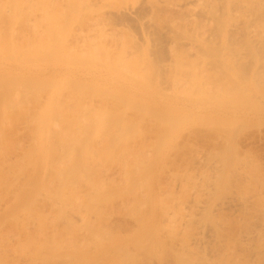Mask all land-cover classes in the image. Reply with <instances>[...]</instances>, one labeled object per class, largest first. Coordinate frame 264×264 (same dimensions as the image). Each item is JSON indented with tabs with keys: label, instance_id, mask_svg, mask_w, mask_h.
<instances>
[{
	"label": "bare ground",
	"instance_id": "6f19581e",
	"mask_svg": "<svg viewBox=\"0 0 264 264\" xmlns=\"http://www.w3.org/2000/svg\"><path fill=\"white\" fill-rule=\"evenodd\" d=\"M39 1H41V0H39ZM39 1L31 0V3L33 2L32 3L33 5H36V3H38L37 5L39 6L43 3V2L40 3ZM45 1L47 3V0H45ZM45 1H44V3H45ZM34 2H35V4H34ZM53 2H54V0H52V2H49V0H48V4L45 5L46 4L45 3L44 4L45 6L43 4H42V6H44V8L48 7V5H50ZM58 2L59 3H56L58 5H56L55 7L58 6V8L61 9L62 14L60 12V9L58 11L60 12L61 16L64 15L63 17H61V19L63 18L65 20L64 22H66L64 25L68 24L69 26L68 25H66V26H68L69 28L72 26L71 30L70 31L68 30L69 33L67 32L69 37L67 38L66 41L69 42V45H70V46L68 45V47L74 46L75 49H73V50H75V52H76L75 53L73 51V54L75 53L76 61L74 60V58H72L73 62L75 61V67L71 71H67V70H61V71L58 70V71L61 72L60 73L61 79L67 83H70V84H68V85H70V87L73 86L72 90H75V91H72V92L77 93L79 98L78 99L76 98V99L79 102V104L81 105V107L87 106L85 111L83 110V108L78 107L80 105H76V104L73 105L72 104L73 108H75L77 106V108H79V109L81 108V110H83L84 113L87 111L85 113V114H87L88 112H92V110H94V109H100L101 110V108H103V112H104V111H106L104 108H107V106L112 107V105L116 106V104H119V103L120 104L122 103V105H124L123 103H125V104L128 103V104L136 106L134 109L135 110L134 113H137L136 112L137 108L141 109V112H143L142 110L145 109V110H147V112L153 113L155 111V107H157L156 108L157 110L161 109V108L162 109L163 108L164 109H175L178 111L179 110H190V111L196 112L197 114L203 115V117L209 118L206 121H203V119L202 120L201 119H195L196 121L195 120L194 121L196 123L192 121L195 124H192L190 122L191 125L189 124L187 126L191 127L192 129H187L186 131H184L183 134L186 132L185 133L186 135L185 136L182 135V137H180L181 138L180 141L177 140V138L181 135L179 133V129L183 125H177V123L174 122L173 123L174 125L172 126V125L167 124L168 121L165 122V120H164L166 125L167 126L169 125V127L172 126L173 129L169 133H165L167 130L163 133L159 132V134H161L160 139L157 140V141H159V144L157 142H155L154 145H155L156 149H157L156 143L158 145L161 144L160 147L157 150L155 149L154 146L152 147L154 149H149L152 151L155 150V152L153 154H151L152 153L151 151L144 153L145 155H146V153L147 154L149 153L150 156L146 155L145 157L149 156L148 158H150L152 161L149 163H146L144 161V164L145 163L148 164L146 166L147 168L144 166L146 169H144V171H142L141 173H139L137 175V179H138V176L141 174V177H143V180L147 179L149 182H148V185L142 184L143 185L142 188H144V186H146V188H144L142 190L140 189L139 186H137V187H139V188L136 187L139 192L137 191L135 193L133 191L136 188H134V189L132 188L133 193L130 192L132 185L136 182V179L133 176L134 174L133 175L131 174V171H133L131 168H132V165H134L135 167L133 166L134 167L133 169L136 168V169H139V171H141L142 168H140V167H141V162H143V160H141V158L139 159V156L142 154L139 155V153H138L139 156H137V154H135V155H133V157H132V155H129L130 154L129 152H131V154H133L132 151H133L134 147H133V149H131V148H129L130 145L128 146L129 150L126 149V151H129L128 152L129 154H127V155L131 156L130 158L132 160L133 159L134 160L132 161L131 159H128V161L129 160L132 161V163H129V165L127 164L129 169H127V167H124V168H126L125 169L126 170L125 171L126 176L124 178L125 179L124 182H125V185H127V187L125 189H127L128 193H124V195L125 194L126 195H125L124 200L122 202L123 207H124L123 217L125 216L124 220L126 218L132 220L134 223L133 224L134 226L132 225L131 227L127 228L126 231H123L126 233H125V236L122 238L121 241H117V243L109 244L107 241L109 239L110 234H112V232H114L116 230V229L114 230V228H113L116 225L111 223L112 221L110 222L111 224L109 222H108L109 224L107 223L109 218L106 221V218H104V215L108 212V210H106L107 212L105 214H103L101 211L104 212L105 210H102V205L98 203V201H100V200H97L98 198L93 199V197H92L93 200H90L91 203H89V208L91 210L89 212L95 213L94 214L95 216H100L99 214H103V217H102V215L99 217L100 219H102L100 221V224H96L98 222H94V221L93 222H91L89 220L85 221V219L82 216L81 217L84 220V222H86L88 224V228H85L86 223H85V227H84L85 230L88 229L90 231L89 232L88 230H86L87 233L95 235L96 237L98 236L99 242H97V238L95 237L96 240L94 239V242L95 241L96 242L95 243L92 242V244L93 245L94 244L99 245L100 247L105 246L102 249L98 246L95 247V245H94V248H96V249L98 248V250H100L99 251L100 253H106L110 250L114 251V250H116V248L117 249L119 248L116 251L118 253L116 264H264V160L261 159V157H260V155H258V153L253 152V150L250 151V148L249 149L247 148L245 150L242 148L243 149L242 150L239 147V142H238V141H240L238 139L242 138L241 134H242L243 130L246 129L245 130L246 132L252 131L253 130L252 128H254V127L257 128V130L254 128L256 131L253 132L254 134L251 133L252 135H250V138H254L255 134H257L256 137H258L259 140H260V138L262 139L264 137V130L262 131V129H260V128H262L260 126H262V125L264 126V0H59ZM29 3H30V0H0V14H2L1 17L5 13H6L5 14L6 19L8 17V15H7L8 13H9V15H10V13H12L11 14L12 16H14L13 14H15V13L18 14L19 16L28 14L29 11L32 10V8H33V7H31V5ZM37 5L35 6L37 9V12L42 10L41 15H43L42 14L43 7L41 6L42 9H40V6L38 8ZM52 6H53V4H52ZM36 9H34L33 12H35ZM45 9H44V13L47 10V9L46 10ZM48 9L49 10L47 13H50L51 8H48ZM51 12L53 14H55L54 13L55 11L54 12L51 11ZM30 14H32V13L30 12ZM41 15H39V16H41ZM19 16H18V18H19ZM36 16H38V15H36ZM29 17H30V15H29ZM34 17H35V15H34ZM50 17H49L50 20L47 18L48 22H50L52 19ZM15 18L17 21L15 20ZM15 18H13L11 16L8 17L9 22H10V19H12V20L14 19L13 20L14 24H12L13 23L12 21H11L12 23H10V24H12L10 26L13 27V29H11V27L9 25H7L8 23L6 20L3 21V22L6 21V25L9 26L10 29L12 30L11 32L14 31V28L16 26L15 25L16 22H17V25H19V24L21 25L23 21L29 22L28 20H30L32 17L29 18L27 21H25V19H24L25 17L23 18V16L21 17V18H23V21L21 20V18L20 19H17V17H15ZM26 18H28V16H26ZM33 19H31L30 21H32ZM43 19L45 20L44 17H43ZM55 19H57V17ZM19 20H20V23L18 22ZM41 21H43V20H40V23H41ZM0 23L4 24V23H2V21H0ZM38 23H39V21H38ZM52 23H53V21H52ZM54 23H55V21H54ZM54 23H53V25H54ZM34 24H36V23H33V25ZM23 25H25V23L22 24L20 27L22 28ZM28 25L31 26L32 24L30 22L28 24H26V27L30 28V26H28ZM64 25H62V26H64ZM4 26L2 27V32H4V30H3ZM34 26H33L34 33H35V35H37L36 34L37 32H35ZM39 26H40V28H42V25L35 26L36 31L39 28ZM66 26H65V29H66ZM20 27H19V29H21ZM26 27L24 29H26ZM57 27H59V26H57ZM44 28H45V26H44ZM31 29H29V30H31ZM65 29H63V30H65ZM107 29H109V33H108L109 35L106 32ZM17 30L15 29V31H17ZM15 31L13 33H10V34L12 36L14 34H15L14 36H17ZM26 31H28V30L26 29ZM39 31H44L43 34L45 33V30H43V28H42V30L40 29ZM58 31H59V29H58ZM7 32L8 33L5 35L9 34L8 27H7ZM18 32H20V31H18ZM21 32H22V30H21ZM23 33H25V32H23ZM39 34L41 36L43 35L42 33H38V35ZM11 35H8V36H10V39H11L10 42H12V40H13ZM29 35H30V32H29ZM29 35H27V36H29ZM31 35L33 36V31H31ZM35 35H34V37H35ZM56 35H57V33H56ZM105 35H107V37L110 36V38L105 37ZM41 36H39V37L41 38ZM46 36H48V35H46ZM60 36H63V35H60ZM60 36H58V38L61 39ZM17 37H19V36H17ZM17 37L14 39L15 42L17 40ZM65 37H67V35L62 37V40H61L62 43H64ZM30 38H31V40H34V38L32 39V37H30ZM47 38L48 37H46L45 39H47ZM51 38H53V37H51ZM5 39H7V38H5ZM19 39L20 38H18V40ZM25 39H26V35H25ZM18 40H17V42H18ZM23 40H24V35H23ZM40 40H42V39H40ZM29 41H30V39H29ZM36 41H37V39H36ZM53 41H55V40H53ZM58 41H59V39H58ZM0 42H1L0 43V45H1L3 41H0ZM25 42H23V43H25ZM19 43L16 44V46H15L16 49L19 46ZM33 43H34V41H33ZM37 43H39V39L36 42V45H38ZM7 44H9V43H7ZM20 44H22V43H20ZM26 44H27V42H26ZM46 44H47V46L49 45L47 42H46ZM31 45H33V48H31V49H34V44H31ZM63 45L59 44L60 50H61V47ZM11 46L12 45H10V47H7V48H10V50H12L11 48H13L14 45L12 47ZM42 46H43L44 50L47 49L46 47H44V41L42 42ZM50 46H51V44H50ZM64 46H63V48L66 51L67 46H66V48ZM40 47H41V45H40ZM24 48H26V46ZM28 48H30V46L27 47V50H30ZM0 49H2V48H0ZM19 49H20V47H18V50ZM21 49H23V48L21 47ZM25 50L24 51L20 50V53L23 51V55H24ZM27 50L25 53H27ZM36 50L38 51V53L40 52L39 48ZM48 50H50V47ZM68 50H67V55L70 54V51L72 49H68ZM0 51H2V50H0ZM32 51H30V53ZM46 51H44V55H45ZM51 51H52V49L50 51H48V53H46V54L49 55V52L51 53ZM55 52H57V51H55ZM20 53H19L20 56H18L17 59H19V57H21L22 53L21 54ZM40 53H42V52H40ZM63 53H65V52H63ZM3 54H4V51H3ZM31 54H33V57L35 56L34 53H31ZM35 54H36V52H35ZM53 54L54 53H52V56H51V54L48 56L49 59H53L52 58ZM8 55H10V56H8ZM14 55H15L14 56V58H15L17 55L16 54H14ZM42 55H43V53H42ZM6 56H8V58L13 57L11 54H9V52L6 54ZM25 56H27V55H25ZM40 56H41V54H40ZM27 57H29L28 59H30L29 55ZM35 57L37 58V54ZM54 57H56V55H54ZM21 58H22V60L26 59L23 56ZM42 58L44 59V56ZM28 59H27V61H28ZM49 59H47V60H49ZM34 60L37 61L40 59H34ZM61 60L63 61V58H61ZM70 60H71V58H70ZM70 60H66V61H70ZM24 61H26V60H24ZM32 61H33V59H32ZM40 62H42V60H40ZM70 62L73 63L72 61H70ZM2 63H4V62L2 61ZM63 63H65V61ZM5 64L8 65V63H6V62H5ZM0 65H2V64L0 63ZM14 65H16V63ZM18 67L19 66L17 65L16 68H18ZM60 67L58 69H60ZM21 68L25 69V68H23V66H21ZM21 68H18V69L21 70ZM0 69H2V68H0ZM153 70L155 72L158 70V73L156 72V76H158V77H155L156 79L152 77V75L155 74L152 72ZM49 71L51 73V69ZM23 72H25V71H23ZM35 72H36V70H35ZM52 73H54V72H52ZM148 74H152V75L149 76ZM1 75L2 74H0V79L2 78ZM8 77H6V78H8ZM150 77H152L153 79L152 78L150 79ZM17 78H19L17 80V81H19L20 76H17V77L12 76V77H10V81L12 79L13 80L12 83L14 84L15 80ZM3 80L6 81V79H3ZM3 80L1 82L3 84L8 83V85H6V84L1 85L0 84V88L2 89V90L0 89L1 90L0 93L6 87L8 88V86H10V85L12 86V87H10L11 89L8 88V89H6V91L4 90L5 91L4 95L6 96L7 91H9V89L10 90L13 89V85L9 83V81H8L9 79H7L8 82L7 81L3 82ZM21 80L24 82V79L21 78ZM26 80H25V84H20V83H22V82H20L19 85H17V86L28 87V85H26V84H28L29 78L27 81ZM35 80H37V79H35ZM30 81H32L33 83L36 82L33 80H30ZM158 81H160V83H162V84H160L161 88L164 87V84L166 85L165 88H163V89L164 90L167 89V91L166 90L165 91L167 93H170V95L169 94H166V96L158 95L159 90L156 91L154 88V86L157 85ZM53 82H48V83H53ZM39 83H41V82H39ZM42 83L44 85H46V82L42 81ZM29 84H31V83H29ZM36 84H37V86L44 87V86H42V84L41 85H38V83H36ZM55 84H50V85L48 84V85L51 86V85H55ZM32 85L33 84H31L29 86V88L31 87L33 89V87H34V89H35L36 85L33 87H32ZM61 85H63V84H61ZM20 87H19L20 90L16 87H15V90L18 89L21 92L23 89H25L23 87L21 89ZM46 87H48V86L46 85L44 88H46ZM66 87H67V85H66ZM66 87H64V89ZM27 89L28 88H26L25 90H27ZM32 89H30V90H32ZM43 89H42V91H43ZM35 90H37V89H35ZM39 90L41 91V89H39ZM67 90L65 89V92H67ZM69 90H68V92H69ZM14 91H13V93H15ZM24 91H23V93H26V95H27V92H29V90H27V92L26 91L24 92ZM32 91H30V92H32ZM38 91H36L35 93H37ZM46 91H45V93H46ZM20 92L17 91L16 94L17 93L19 94ZM72 92H71V94H73ZM114 92H116L118 94H115ZM38 93L36 94V96H38ZM101 93H104L105 96H103V95L99 96V94H101ZM1 94H3V93H1ZM30 94L32 95V93H30ZM30 94H28V95H30ZM42 94H39V95L41 96ZM48 94L49 93H47V95ZM63 94H64V91H63ZM71 94H68L69 95L68 97L72 96ZM106 94L108 96H106ZM113 94H115V95H113ZM12 95L13 96H11V97H15L16 102L19 101L18 99L20 98V94H19V98H16V96H14V94H12ZM53 95H52V97H53ZM73 95H75V94H73ZM23 96H24V101L27 100V102H28V99L25 98L26 97L25 94H23ZM1 97H2V95L0 96V98ZM11 97H10V99H11ZM35 97H34V99H35ZM57 97H59V96L57 95ZM68 97H67V99H68ZM73 97L75 98L76 95ZM27 98H28V96H27ZM60 98H61V96L59 97L58 103L60 102V100L63 99V97H62V99H60ZM64 98H66V97H64ZM15 99H11L10 102L12 100L15 101ZM22 99H21V102L23 101ZM73 99H71V97H70V102H71V100L73 101ZM76 99L74 100V102L76 101ZM0 100H1V103H3L5 99L3 98V102H2V99H0ZM51 100L52 99L49 100L50 102H48L46 108H49V105H50L49 103H51ZM6 101L9 103L8 100H6ZM14 101H13V103H14ZM24 101L22 103H24ZM30 101H31V99H30ZM35 101H37V100H35ZM65 101L66 102H64V100H63L62 102L67 103V100H65ZM68 101H69V99H68ZM7 102H6V105H7ZM40 102H42V99ZM78 102H76V103H78ZM28 103H30V102H28ZM28 105H31V103L27 104V106ZM41 105H43V104H41ZM62 105H64V104L62 103ZM62 105H60V106H62ZM17 106L20 107L19 104ZM37 106H38V104H37ZM57 106L59 107L58 104L56 105V107ZM65 106H67V104ZM11 107L12 106H9L12 113H14L13 112L14 109ZM18 107L16 108L17 110H19ZM24 107H26L25 103H24ZM35 107L36 106H34V108ZM69 107L71 108L70 105L68 106V109H69ZM37 108H39V110H40V107H37ZM37 108H35V109H37ZM87 108H88V110H87ZM89 108H91L92 110ZM113 108H115V107H113ZM23 109L24 108H22V110ZM1 110H2V108H1ZM3 110H2V115H4L5 117H8L5 115V113L3 114V112H4ZM26 110H28V109H26ZM50 110H51V108H50ZM100 110L98 112L99 114H100ZM6 111L7 110L5 109V112ZM28 111H26L25 114H28ZM31 111H33V109ZM42 111H44V110H42ZM62 111H63V113L65 112L64 110H62ZM109 111H111V110H109ZM117 111L118 112H115L116 117H117V113H118V115L120 114L118 116L120 119L124 118V116L123 117L121 116V115H124V114H122L123 112L121 111L122 112L121 113L120 110H117ZM18 112L19 111H17V114H18ZM47 112H48V110H47ZM53 112H54V110H53ZM76 112L78 113V111H76ZM56 113H58V112H56ZM69 113L72 114L73 112L72 113L69 112ZM84 113L82 112V114H84ZM105 113H107V112H105ZM105 113H104V115H105ZM150 113H149V115H151ZM156 113H157V111H156ZM19 114H23V111H22V113H19ZM36 114H37V116L39 115L37 112L35 113V115ZM50 114H52V113L50 112ZM65 114H63V116ZM80 114H81V111H80ZM107 114H109V113H107ZM153 114H155V112ZM53 115L51 118H53ZM109 115L105 116V118L102 119L103 122H105L104 119L105 120L107 119L108 120V121L106 120L107 125H109L108 127L103 126V127L107 128V129L103 130L104 133L106 130H107L106 132L109 133L110 132L108 130L109 127H112V125H114V123L117 122V120L119 121L118 117L117 118L114 117L115 116L114 113L112 114L113 116L110 115L112 117V119H110V120L108 119ZM149 115H147V116H149ZM158 115L159 114H157L156 117H154L155 115L154 116L152 115V116L155 119V118H158L157 117ZM162 115H164V114H162ZM181 115H180V117H181ZM4 116H0V117H4ZM46 116H48V115H46ZM68 116H69V114H68ZM138 116H139V113H138ZM143 116H145V115H143ZM169 116L170 117L172 116V118H173L174 114L169 115ZM39 117H40V115H39ZM82 117H83V115H82ZM82 117L80 119H83ZM98 117H99V115H98ZM111 117H109V118H111ZM178 117H179V115H178ZM22 118H23V115H22ZM25 118H26V116H25ZM31 118H33V116ZM51 118H50V120H51ZM78 118H75V119H78ZM94 118H95V116H94ZM101 118H102V116H101ZM166 118H167V116L162 118V119H166ZM15 119H11V120L13 121ZM90 119H91V117H90ZM162 119L160 118V120H159V118H158L156 120L162 121ZM8 120H10V119H7L6 123H8ZM72 120H74V119H72ZM72 120H71V122H72ZM83 120H80V121L76 120V121H79V124H80V122L82 124ZM88 120H89V118H88ZM100 120L98 118V120H97L98 123L92 122L90 124H88L85 121V123H86L85 128L87 129L86 132L88 131L87 132L88 135L85 133L87 136L84 134L86 137H89V135L91 134L89 132V130L91 131V129H92V131H94L93 128L96 125L100 124L99 123V122H101ZM130 120H129V122H130ZM172 120H174V119H172ZM3 121L5 122L6 119ZM16 121H18V120H16ZM29 121H28V125H29ZM63 121H65V119ZM76 121L74 120L75 123H76ZM121 121H123V120H120V122ZM144 121L146 122V120H144ZM207 121H209V122H207ZM21 122H22V120H21ZM31 122L33 123V120ZM62 122H60L61 125H62ZM67 122H69L68 119H67ZM103 122H102V124L105 125L106 122L105 123H103ZM120 122H118L116 124H119ZM138 122H139V120H137V123ZM0 123H3L2 120ZM38 123H40V122H38ZM54 123H56V122L53 121L52 123H49V125L51 124V126H53ZM75 123H73V125H72L73 127H74ZM85 123H83V125ZM147 123H148V121H147ZM23 124H25V123H23ZM79 124L77 126L81 130V128L79 126H82V125H79ZM91 124H94L95 126L92 125L93 127H91ZM123 124H124V121H123ZM123 124H122V126H123ZM130 124H132V123H130ZM130 124H128V125L131 126ZM133 124L135 125L136 123H133ZM139 124H142V123H139ZM55 125L56 124H54V126ZM61 125H59V126H61ZM3 126L4 127H0L1 128L0 133L3 132L2 131L3 128L7 127L6 124L5 125L3 124ZM46 126H48V125H46ZM98 126L102 127V125H98ZM142 126L143 125H141L140 127L143 128L144 126L143 127ZM199 126H201V127H199ZM25 127L26 126H24V128ZM41 127H42V125H41ZM69 127H71V126H69ZM73 127H72L73 130L70 128L71 131L76 132L75 131L76 129ZM103 127L101 128V130L104 129ZM131 127L134 128V126H131ZM49 128L52 129V127H49ZM54 128H56V127H54ZM117 128L115 129V131H117ZM156 128L158 131V127H156ZM247 128L249 130H247ZM11 129H12V127H11ZM32 129H34V128L32 127ZM57 129H60V128L57 127ZM66 129H67V127H66ZM94 129L98 130V128L96 129V127ZM150 129H151V127H150ZM165 129H167V128H165ZM27 130H26V128L24 129V131H26V132H27ZM46 130H47V128H46ZM52 130H54V129H52ZM63 130H62V132H63ZM80 130L77 129L78 132ZM101 130L99 128V131H101ZM143 130H145V129H143ZM20 131L23 132V130H20ZM71 131H70V134L68 133L69 137H71V133H72ZM161 131H164V130H161ZM175 131H177L179 133V134L178 133L174 134L175 135L174 137L172 134V138H174L173 142L176 145V146H174V144H173V148L175 149V147H176L177 153H175L174 149H173L174 152L172 150L171 151H172L173 155L176 154L172 158L178 157L179 159H178V161H176V163L177 162L178 163L177 164L175 163L176 166L173 167L172 164L174 163V161L171 158V151L169 152V154L166 153L168 148H169V143L167 146H165V148H163V145L165 142H167L169 140L170 133L175 132ZM65 132H66V130H65ZM118 132H119V130H118ZM125 132H126V130H125ZM136 132L138 134L139 130ZM34 133H37V128H36V132H34ZM48 133L50 134L51 132H48ZM55 133H57V130ZM55 133H53V134L51 133V134L54 135ZM64 133H63V135H64ZM81 133L82 132L77 133L78 136ZM97 133L98 132H96V134ZM123 133H124V131L122 132V136L124 135ZM126 133H128V131ZM149 133H148V135H149ZM248 133H246V134H248ZM92 134H94V132H92ZM99 134H102V132H100ZM113 134H112V136H114ZM239 134L241 136L240 138L238 137ZM243 134H244V131H243ZM0 135H2V134H0ZM30 135H32V133ZM103 135H105V134H103ZM144 135H145V133H144ZM50 136L49 135L46 136L47 139L45 137L44 140H48V139L50 140V138H48ZM56 136H57V134H56ZM60 136H62V135H60ZM85 136L84 137L81 136L82 137L81 139L76 138L77 140H74V141H76V143L77 142L80 143L84 140V142H85V139H86ZM112 136H109V137H112ZM2 137H3V135L0 136V141L3 140ZM92 137H93V135H92ZM92 137H89V138H91L90 142L93 141L92 139H94V137L93 138ZM114 137L116 139V136H114ZM134 137H136V136H134ZM150 137L151 136L149 135V138ZM243 137H244V135H243ZM42 138H44V136ZM51 138H52V141L48 140L49 142L55 141V140H53V138H54L53 136ZM57 138L62 139L59 136ZM89 138H87V140H89ZM95 138H98V137H95ZM99 138H103L102 139L103 141L105 139L104 137H100V136H99ZM107 138H108V136H107ZM156 138H158V137H156ZM108 139L105 141L109 142ZM110 139H112V138H110ZM33 140H34V138H33ZM48 141H46L47 145H48ZM57 141H56V143H57ZM99 141H101V140H99ZM99 141H96V142L93 141V142H95V144H97V142H99ZM118 141H116V142H118ZM125 141L127 142L128 140H125ZM131 141L129 143H131ZM198 141L202 145L201 144L199 145ZM67 142H69V141H67ZM43 143H45V141H43ZM70 143H71V141H70ZM76 143H75V145L78 144V143L77 144ZM40 144L41 143H39V145ZM62 144L63 143H61L60 145H62ZM64 144L66 145V143H64ZM81 144L83 146V142L80 143L79 145L81 146ZM85 144H88L89 146L87 145V147H90L94 143L92 145H90L89 143H85ZM115 144L117 145V143H115ZM125 144H123V145H125ZM136 144H135V146H136ZM75 145H72L71 149H74L73 147ZM79 145H77V146H79ZM99 145H97V146H99ZM106 145H107V143H106ZM106 145H105V148H106ZM126 145H128V144H126ZM80 146L77 147V149H74L73 151H74V154L76 156L80 154L81 157H83V155L81 153L84 151V149H85L84 146L86 147V145L83 146L82 151L80 150L81 153L78 152ZM94 146L96 147V145H94ZM0 147H1V144H0ZM107 147H109V146H107ZM7 148H4L3 150H6ZM9 148H10V146H9ZM14 148H16V147H14ZM14 148H13V150H15ZM122 148H124V147H122ZM1 149H0V151H1ZM10 149H12V148H10ZM50 149L51 148H49V150ZM88 149H91V147L87 148L86 151ZM115 149H116V147H115ZM130 149H131V151H130ZM184 149H186V150H184ZM31 150L33 151V149H31ZM95 150H98V149L95 148ZM141 150H140V153L142 152ZM104 151H105V149H104ZM112 151H114V149ZM181 151H182L181 155L180 154L177 155L178 152L180 153ZM184 151L186 153H184ZM22 152L24 153V151H22ZM77 152H78V154H76ZM6 153L9 154V152H6ZM70 153L71 152H69V154ZM84 153H88V151L84 152ZM66 154H67V152H66ZM119 154H120V151H119ZM123 154L124 153L122 152V155ZM5 155H3V156H5ZM9 155H12V154H9ZM62 155H63V153H62ZM169 155H170L171 159L167 163V161H165V159L169 158ZM1 156L2 155H0V158H3ZM76 156L73 157V155H72L73 158H75ZM106 156H108V155H106ZM114 157H112V158H114ZM119 157H121V156H119ZM145 157L143 155L144 159H145ZM54 158H55V155H54ZM79 158L80 157L78 156V161L76 160L77 162H79L78 164H80L77 167H79L81 165H85V164H82V161H84L85 159H83L80 162L81 159H79ZM86 158L89 159V157H86ZM92 158H94V155L92 156ZM105 158H107V157H105ZM105 158H103V161ZM11 159H12V157H11ZM24 159H27V158H24ZM68 159H70V158H68ZM101 159L102 158H100V161H101ZM116 159H117V157H116ZM154 159H156V160L154 161ZM161 159H163V161H164L163 165L164 164H166V165H164V168L162 167L163 170L162 171L160 170V173L164 172L165 171L164 169H167L169 167L168 168L169 170H167L169 172L168 177L173 176V178H174V181H173L174 183L171 181L172 182L171 186H169V185L171 183L170 178H172V177H170L168 179V181L170 183H167L168 189L165 188L166 192L168 190L167 194H166L165 190L159 191L157 189V185H158L159 181L157 180L158 182H156V180H155V177L157 174L156 171L158 170V168L160 167V163L162 162ZM0 160H3V159H0ZM55 160H56V158H55ZM91 160H93V159H90V161ZM94 160H95V158H94ZM113 160H115V158ZM120 160L121 159H119L118 161H120ZM159 160H161L160 163H159ZM21 161H22V159H21ZM51 161H52V158H51ZM72 161L71 160L69 161L71 164L69 162L68 163L70 165L74 166L75 163L73 165ZM85 161H87V160H85ZM90 161L87 162L88 165H90L89 164ZM96 161H98V160H96ZM96 161L93 163L95 164ZM100 161L97 163H100ZM108 161L109 160H107L105 162L109 163V162H111V159L109 162ZM116 161H115V163H116ZM6 162H8V161H6ZM13 162L16 163L15 160ZM1 163H2V161H1ZM47 163H49V162H47ZM112 163H114V161H112ZM25 164H27V163H25ZM25 164L23 166H25ZM58 164H60V163H58ZM63 164H67V163L64 162V163H62V165ZM94 164H91V166ZM3 165H4V163H3ZM9 165H11V164H9ZM21 165H22V163H21ZM54 165H56V164H54ZM88 165L82 166V168L80 167L81 168L80 170H79V168H77V170L79 171L78 172L79 176L77 173V177L75 178L77 181L75 179H74V181L80 182V183L82 182V184L84 182L87 183L88 176L90 177L91 176L90 174H93V172H91V171H94L95 168L96 169L99 168V167H95L97 165L96 164V165H94V168L91 170V167H88ZM117 165H116V167H117ZM113 166H115V164H113ZM122 166H124V163ZM129 166H131V167H129ZM30 167L32 168V166H30ZM46 167H48V166H46ZM56 167H58V166H56ZM75 167H71V168L73 169V172L76 173L77 170L74 169ZM101 167H105V166H101ZM27 168H29V167H27ZM40 168H41V166H40ZM71 168H68V169L65 168V169H67L66 171L63 169V171L65 172L64 174H67L66 172H68L69 170H70V172H72ZM20 169H22V168H20ZM54 169H56V168H54ZM9 170L10 169L8 166V171ZM26 170H28V169H26ZM47 170L48 169H46V171ZM59 170H60V168H59ZM8 171H7L6 176L9 174ZM102 171H103V169H102ZM102 171H101V173H102ZM109 171H111V170H109ZM4 172H6V169ZM70 172L68 173L69 175H67V176H70ZM61 173H63V172H61ZM61 173H60V175H61ZM95 173L99 174L98 170ZM116 173H115V175H116ZM133 173H134V171H133ZM164 173H161V174H164ZM54 174H56V173L54 172ZM74 175L75 174L73 173V176ZM24 176L25 175H23V177ZM71 176H72V173H71ZM107 176H108V174H107ZM118 176H120V174ZM159 176L162 177L161 175H159ZM165 176H167V175H165ZM165 176H164V179L167 178V177L165 178ZM0 177H1V179H3L2 176H0ZM19 177L21 178V176H19ZM62 177L65 179L67 178L66 179L67 181H68V179H70L68 177H64V176H62ZM97 177H99V176H97ZM13 178L14 177L12 176L11 180ZM100 178H101V176L98 178V180ZM104 178H102V179H104ZM122 178H123V176H122ZM25 179H26V177H25ZM57 179H59V178H57ZM71 179L73 180L72 177H71ZM20 180H18V181L20 182ZM62 180L63 179H61L60 181H62ZM93 180L90 181V178H89V182H92ZM95 180L97 181L96 178H95ZM109 180H111V179H109ZM160 180H162V179H160ZM50 181H52V180H50ZM60 181H58V184ZM106 181H108V180H106ZM140 181H142V180H140ZM9 182H10V179H9ZM76 182H74V183H76ZM93 182L91 183L92 185L95 183V182L94 183ZM137 182H139V181L137 180ZM160 182L162 183V181H160ZM18 183H16V184H18ZM60 183H62V182H60ZM80 183L78 186H80ZM164 183H165V180H164ZM164 183H163V185H164ZM13 184H14V181H13ZM13 184H12V186H14V188L13 187L12 188L16 190L15 185H13ZM67 184H69V183H67ZM76 184H78V183H76ZM82 184H81V186H82ZM91 184H90V186H91ZM42 185H43V183H42ZM135 185H137V183ZM51 186H52V184H51ZM59 186H61V185H59ZM160 186H161V184H160ZM1 187H3V186H1ZM41 187H43V186H41ZM52 187H54V185ZM80 187H78V189H75V188L74 189L69 188V189H73V191L74 190L79 191ZM91 187H93V186H91ZM112 187H116V184H115V186L113 185ZM133 187H135V186H133ZM164 187H165V185L163 186V189H164ZM17 188H18V186H17ZM83 188H84V185H83ZM27 189H25V190H27ZM33 189H36V188L34 187ZM88 189H89V187H88ZM59 190L61 192V189H59ZM64 190H66V189L64 188ZM83 190H81V191L84 192L83 194H85V191H83ZM86 190H87V186H86ZM91 190L94 191L95 188L94 189L91 188ZM27 191H29V189ZM30 191H32V190H30ZM37 191H39V190H37ZM41 191L38 192V193H40V195L45 194V192L41 193ZM105 191H107V190H105ZM105 191H104V193H105ZM117 191H118V189H117ZM108 192H111V191H108ZM161 192H163V195H165V196H163L161 194ZM4 193H6V192H4ZM12 193H10V196ZM52 193L53 192H51V194ZM67 193H69V192H67ZM98 193H96V194L98 195ZM28 194H26V195L28 196ZM63 194H64V192H63ZM113 194L115 195L117 193H113ZM6 195H8V194H6ZM6 195L4 197L7 198ZM14 195H12V196L14 197ZM26 195L24 194L23 196L27 197ZM30 195H32V194H29V196ZM58 195H60V194H58ZM58 195L56 194L57 198H58ZM76 195H79L77 191H76ZM118 195H119V193H118ZM23 196L21 197V195H20L21 198H23ZM74 196L75 195L73 194V198H74ZM88 196H89V194H88ZM88 196H86V197H88ZM1 197L3 198V196H1ZM63 197L61 198L59 196V199L61 198V201H62ZM115 197H117V196H115ZM66 198H68L70 200V195H67ZM120 198H122V196ZM32 199L35 200V197L34 198L32 197ZM59 199H58V203H57V201L55 203H57L61 207L62 205L60 204ZM46 200H47V198H46ZM46 200L44 199V201H46ZM74 200H75V198H74ZM86 200H84V201H86ZM163 200L165 201V204H162ZM31 201L32 200H29V202H31ZM76 201H78V199H76ZM81 201H82V199H81ZM81 201L79 200L78 202H81ZM90 201H87V202H90ZM32 202L30 204H35V201H34V203H32ZM63 202L68 204V202H66V201H63ZM71 202H69L70 205H71ZM110 202H111V200H110ZM114 202H116V201L114 200ZM0 203L2 205L1 201H0ZM65 203H62V204H64V206H65ZM119 203H117V205ZM17 204H19L18 201H17ZM84 204H85V202H84ZM35 205H34V209H37V208H35ZM106 205H109V204H106ZM112 205L110 204L111 208H112ZM27 206H29V204ZM30 206L27 207V209L25 207V209H24L25 212H27L28 209H30ZM64 206H62L64 208V211L66 209H68V207L70 208V210L72 207H75L74 204H72V206L68 205L67 208H65ZM37 207H40V206H37ZM62 207H61V209H62ZM105 207L103 209H105ZM9 208H12V207H9ZM115 208L113 207V209H115ZM38 209L40 210V208H38ZM73 209H72V212H73ZM76 209H77V207H76ZM108 209H109V207H108ZM113 209H111V211L109 209V211L112 212V211H114ZM9 210H7V211L9 212ZM11 210H13V209H11ZM17 210H19V209H17ZM79 210H81V209H79ZM31 211H29V212L31 213ZM81 211H83V210H81ZM178 211L182 212V215H180L181 213H179V215L181 217L178 215ZM29 212L24 213V214H28ZM68 212H70V211L66 210L65 213H62V210H61V212H60L63 215V216L60 215V217L62 216L61 221L64 223L69 222V220H67V218H68L67 216H69L71 212L70 213H68ZM39 213L37 212L38 215H39ZM45 213H47V212H45ZM53 213L55 214V212H53ZM14 214H13V216H14ZM24 214H22V215H24ZM37 214L34 216H37ZM40 214L42 217V213H40ZM75 214H77V212H75ZM5 215H7V214H5ZM107 215H108V213H107ZM110 215H112V214H110ZM110 215H108V216H110ZM2 216H3V214H2ZM32 216L33 215H31V217ZM53 216H55V215H53ZM77 216H78V214H77ZM83 216H84V214H83ZM173 216L177 217L176 219H178V216H179L180 220L178 219V223L176 222L174 227H173V225L169 224L170 225L169 227L172 226L170 229L167 227L168 226L167 222L169 221V219H172V222L174 224V221H175L174 218L175 217H173ZM39 218H37V219H39ZM43 218H44V216H43ZM118 218H116L117 223H118ZM69 219H72V216L71 217L69 216ZM82 219L80 218L81 221H83ZM86 219H87V216H86ZM94 219H96V221H97L96 217ZM6 220L7 219H5L4 221L6 222ZM24 220H26V219H24ZM59 221H60V219H59ZM87 221H89V222H87ZM94 224H96V225H94ZM112 224L114 226H112ZM120 224H119V226H120ZM12 225H13V223H12ZM25 225H26V222H25ZM25 225H21V226H19V228H18V225L15 227H17V229H19L18 232L27 234V232H29L27 230H29V229H27L28 227L26 228L27 225L26 226ZM70 225H68V226L70 227ZM39 226L40 225H38L37 227H39ZM55 226H57V228H58V224ZM83 226H84V223H83ZM40 227L41 228H38V230H36L37 233L32 235V236L29 233H28V235H30V236L26 235L27 237H24V238L22 236H20L21 240H19V242H18V239H19L18 237L20 234L18 235V237L15 236V237H17V242H15V243H17L18 246L16 244H14L15 245L14 247L15 248H16V246L18 247L17 249H18V252L20 254H21V252H25V253L29 252L34 246L35 247L42 246V245L44 246L43 243L46 242L45 239L48 237L47 234H49V233H50V238L53 237V239H54V237L55 238L58 237L59 233H57V237H56V227H55V229L52 232H50L52 230V228H51L49 233L46 234L47 237L45 236V239H44V234L47 231L45 232V228H44V232H45L44 233L43 228H42L44 226H40ZM50 227H51V225H50ZM63 227H60V228H63ZM4 228L8 229L6 227H4ZM65 228H66V225H65ZM115 228H117V227H115ZM121 228H123L122 225H121ZM73 229H74V227H73ZM78 229L79 228H77V230ZM59 231L60 230H58V232ZM70 231H72V228L70 229ZM134 231L135 232H143L144 234H142L140 239L134 240V241H132V243H130L129 241H131V239H132V233L131 232H134ZM60 232H62V231H60ZM74 232H72V233H74ZM115 232L117 233V231H115ZM84 233L86 234V232H84ZM98 233L101 234L102 236L97 235ZM64 235H66V234L64 233ZM69 235H72V234L70 233ZM23 236H25V235H23ZM60 237H62V236H60ZM65 237L66 236H64V238ZM74 237H75V235L72 238H74ZM85 237H86V235H85ZM0 238H1V236H0ZM6 238H7V236H6ZM12 238H13V235H12ZM22 238L25 240L22 241ZM50 238H49V240H50ZM89 238H92V237H90V235H89ZM99 239H101V240H99ZM110 239H111V237H110ZM42 240H44V241H42ZM54 240L52 242H54ZM75 240H78V239H75ZM90 240H92V239H90ZM20 241H22V242L20 243ZM56 241H57V243L59 242L58 247L59 248L62 247V249H64L63 244L66 242V240H64L65 241L64 243H63V239L62 240L59 239V241L57 239ZM56 241H55V243H53V245L57 244ZM48 242L49 241H47V244H49ZM78 242H79V240H78ZM86 242L84 243V246L87 245ZM88 242H90V241L88 240ZM105 242H107V243H105ZM61 243H62V245H61ZM68 243H67V245H69ZM119 244H121V246H119ZM2 245L3 244H0V246H2ZM36 245H38V246H36ZM43 246H42V249H43ZM55 246H57V245H55ZM55 246L54 247L52 246V247L55 249L56 248ZM74 246H77V245H74ZM82 246H83V244H82ZM84 246H83L84 249L79 248L80 246H78V248L80 250L77 249V251H81V249L87 251L90 249V247H88V249H86L87 247H84ZM3 247H4V245H3ZM44 247H48L47 249L51 248V246H44ZM9 248H8V250H9ZM45 249L46 248H44L43 250H45ZM92 249H93V247H92ZM35 250H36V248H35ZM35 250L32 251V252H34V254L37 253ZM43 250H41V251H43ZM56 250H57V248H56ZM113 251H112V253H113ZM18 252H17V254H19ZM46 252L44 251V253H46ZM53 252L55 254H51L49 256L43 254L40 257H36L40 261L38 263H40V264H55L56 260L54 258L56 257V255H58V256H60V255L58 253H56V251H53ZM53 252H51V253H53ZM116 252H114V253L116 254ZM13 253H15V252H13ZM112 253L110 254L111 256H112ZM9 254H10V252H9ZM41 254H42V252H41ZM60 254H62V253H60ZM115 254H113V255H115ZM81 255L82 254H80V256ZM92 255L94 256V254H92ZM110 255H107V256H110ZM0 256H1V253H0ZM27 256H26V258H28ZM58 256L56 259L58 261H60L61 260L60 258H63V256L59 257V259H58ZM65 256H66V253H65L64 257ZM96 256L97 255H95V257ZM111 256L109 257V260H110V258H113V256L112 257ZM2 257L5 258L6 256L4 257V255H3ZM68 257H66V258L68 259ZM105 258H102V259L104 260ZM7 259H4V260H6V262H7ZM73 259L71 258V260H73ZM107 259H108V257H107ZM114 259L115 258H113V260L112 259L111 260L114 261ZM0 260H3V259L0 258ZM8 260L10 261V259H8ZM66 260H64V261H66ZM109 260H108V264L110 262ZM58 261H56V262H58ZM64 261L62 259L63 263H64ZM68 261H66V263H64V264H68L67 263ZM19 262H20V259H19ZM31 262H34L33 259ZM72 262L73 261H71L70 264H73ZM31 264H33V263H31Z\"/></svg>",
	"mask_w": 264,
	"mask_h": 264
},
{
	"label": "rangeland",
	"instance_id": "374dc122",
	"mask_svg": "<svg viewBox=\"0 0 264 264\" xmlns=\"http://www.w3.org/2000/svg\"><path fill=\"white\" fill-rule=\"evenodd\" d=\"M33 1H39V0H33ZM44 1L45 0H41V1H39L40 3L41 2H43L42 4L44 5L45 3H46V1H45V3H44ZM59 0H54V2L53 3H49L50 5H48V7H45L44 8V6L45 5H47L48 4V0H47V3L44 5V6H42V4L41 5H39L40 6V9H42L41 8V6L43 7V12H42V14L43 15H41V11L42 10H40V11H38L37 12V9H36V5L38 4V3H36V5H33L32 3H31V0H30V5H31V7H33L34 9H36V11L35 12H33V8H32V10H30L29 11V13L28 14H25V15H20L21 17L23 16V18L25 19V21H27L29 18H31V19H33L32 21H30V20H28L32 25L30 26V25H28V26H30V28H28V27H26V24H28L29 22H24L23 21V18H21L18 14H13L15 17H17V19H20L21 18V20L25 23V25H23V29L26 27V29L30 32V35H29V32L28 31H26V29H22L20 26L22 25V24H24L22 21V24L20 25H17V20H16V18L14 17V16H12L11 14L12 13H10V15H9V13L7 14L8 15V17H13V18H15V22H16V26L18 27H16L15 26V28H14V31H15V29L17 30V31H15L16 32V35L17 36H19V37H17V36H12L10 33H13V32H11L12 30L11 29H13V27H11L10 25H12V24H14V19L12 20V19H10V22H9V19H8V17H7V19L5 18V14H3V16L1 17V15L2 14H0V21H2V23H4V24H1L0 23V41H3L2 42V46L0 45V48H2V49H0V50H2V51H0V63L2 64V65H0V68H2V69H0V74H2L1 75V77L3 78V79H6V81H7V79H9L8 81H9V83L10 84H12L13 85V89L12 90H10L11 88L10 87H12L11 85L10 86H8V88H10L9 89V91H7V97L4 95L5 94V91H6V89H8L7 87L1 92V93H3V94H1L2 95V97L0 98V99H2V102H3V98L5 99L4 100V102L3 103H1V100H0V116H4V115H2V110L5 108L7 111L5 112V109L3 110L4 112H3V114L5 113V115L6 116H8V117H0V122H1V120H2V122L3 123H0V127H4L3 126V124L5 125L6 124V126L8 127H6V128H3L2 129V133H0V134H2L3 135V140H1L0 141V144H1V147H0V149H1V153H0V155H2L1 157H3V158H0V159H3V160H0V176H2V178L3 179H1V177H0V201L2 202V205H1V203H0V236H1V238H0V244H3L4 245V247H3V245L2 246H0L1 248H0V253H1V256H0V258H2L3 260H0L1 262H0V264H31V263H33V264H37L38 262H40L39 261V259L38 258H36V257H40V256H42L43 254H45V255H51V254H55L53 251H56V253H58L60 256H58V255H56V257L54 258L56 261H58L56 258H57V256H58V259H59V257H62L63 256V258H60L61 260L60 261H58V262H56L55 260V264H64V263H66V261H73L72 263L74 264H108V260H109V257L111 256L110 254L112 253V251L113 250H110V251H108V252H106V253H100L99 251L100 250H98V248L96 249V248H94V245L92 244V242H94V239L96 240V238H97V242H99L98 241V236L96 237L95 235H92V234H90V233H87V231L86 230H88V229H86L85 230V228H88V224L86 223V222H84V220L82 219V217L85 219V221L86 220H89V221H91V222H98V223H96V224H100V221L102 220V219H100L99 217L102 215V217H103V214H105L107 211L106 210H108V215H110V214H112V215H110V216H108L107 215V213L104 215V218H106V221L108 220V218H109V220L107 221V223L109 222H111V223H113V224H115L116 226H114L113 224H112V226H114L113 228H114V230L115 231H117V233L115 232H112V234H110V236H109V239H108V243L109 244H113V243H117V241H121L122 240V238L125 236V233L126 232H123V231H126L127 230V228H129V227H131L134 223H133V221L132 220H130V219H125L124 220V218H125V216L123 217V215H124V212H123V210H124V207H123V200H124V197H125V195H124V193H128L127 192V189H125L126 187H127V185H125V176H126V168H124V167H127V169H129L128 168V166H127V164L129 165V163H132V161L134 160H132L130 157L131 156H129V155H132V157H133V155H135V154H137V156H139L140 154H142V155H140L139 156V159L141 158V160H143V162H141V167L140 168H142L141 169V171H139V169H133L135 166L134 165H132V170L134 171V173H133V171H131V174L135 177V179H136V182L132 185V187H131V191L130 192H132V190L134 189V188H136L137 186H139L140 187V189L142 190V189H144V188H146V186H144V188H142L143 187V185H148V180L146 181L145 179V181L143 180V177H141V174L138 176V179H137V175L139 174V173H141L142 171H144V169H146L147 167V165L148 164H146V163H149V162H151L152 160L150 159V158H148L150 155H149V153L147 154L146 153V155H149V156H147V157H145L146 155L144 154L145 152H152L151 154H153L154 152H155V150H149V149H154V148H152L153 146L155 147V142H157L158 144H159V141H157V140H159L160 139V137H161V134H159V132L160 133H163V132H165L166 130V132L165 133H169V132H171L172 131V126L174 125L173 123L174 122H176L177 123V125H183L180 129H179V133L181 134L178 138H177V140H179L180 141V137H182V135H186L185 133L183 134V132L184 131H186L187 129H192L191 127H189V126H187V125H191V123L192 124H195L196 122V120L195 119H203V121H206L207 119H209V118H206V117H203V115H200V114H197L196 112H194V111H190V110H175V109H156L157 107H155V114H153V113H150V112H147V110H142L143 112H141V109H139V108H137L136 109V112L137 113H134L135 112V107L136 106H134V105H131V104H128V103H123L124 105H122V103L120 104H116V106H114V105H112V107L111 106H107V108H104L106 111H104L103 112V108H101V110L100 109H94V110H92L91 108H89V109H91L92 110V112H88L87 114H85L84 113V111H85V109H86V107L85 106H82L81 107V105L79 104V102L77 101V99L79 98L78 97V95H77V93H73L72 91H75V90H72L73 88V86H71L70 87V85H68V84H70V83H67V82H65V81H63L62 79H61V77H60V71L61 70H67V71H71L74 67H75V61H76V58H75V50H73V49H75V47L73 46H71V47H68V45H69V42H67L66 40H67V38L69 37V35L67 34V32L69 33V31L71 30V28H72V26L69 28L68 26V24H66V25H68V26H66V25H64L66 22H64L65 20L62 18L61 19V17H63V16H61V14H62V12H61V9L60 8H58V6L57 7H55L56 5H58V4H56V3H59L58 2ZM49 2H52V0H49ZM39 3V4H40ZM34 4H35V2H34ZM52 4H53V6H52ZM38 6V5H37ZM39 6H38V8H39ZM51 6V7H50ZM48 8H51L50 9V13H47L48 12ZM31 9V8H30ZM44 9L46 10V12L44 13ZM54 9V10H53ZM60 9V12H61V14H60V12L58 11ZM39 10V9H38ZM51 11H55L54 13L55 14H53ZM57 11V12H56ZM30 12L32 13V14H30ZM37 13V14H36ZM35 15V17H34V15ZM49 14V15H48ZM52 14V15H51ZM60 14V15H59ZM29 15H30V17H29ZM36 15H41V16H36ZM58 15V16H57ZM18 16H19V18H18ZM26 16H28V18H26ZM45 18V20L43 19V17ZM47 16V17H46ZM51 16V17H50ZM4 17V18H3ZM41 17V18H40ZM49 17L50 18H52L51 19V21L50 22H48V19H49ZM57 17V19H55ZM3 18V19H2ZM48 18V19H47ZM2 19V20H1ZM4 20H6L7 21V25H9L10 27H11V29H10V27L9 26H7L6 25V21L5 22H3ZM35 20V21H34ZM40 20H43V21H41V23H40ZM50 20V19H49ZM13 23H12V22ZM38 21H39V23H38ZM46 21V22H45ZM52 21H53V23H54V21H55V23H54V25H53V23H52ZM63 21V22H62ZM19 23H20V20L18 21ZM10 23H12V24H10ZM33 23H36V24H34L35 26H38V25H42V28H43V30H45V33L43 34V32L44 31H39L40 29L42 30V28H40V26H39V30L37 29V31H36V27L33 25ZM38 23V24H37ZM48 23V24H47ZM52 25H51V24ZM57 23V24H56ZM63 23V24H62ZM45 24V25H44ZM64 25V26H62V25ZM2 25V26H1ZM5 25V26H4ZM48 25V26H47ZM4 26V28H3V30H4V32H2V27ZM8 27V31H9V34L8 35H11V37H12V42H10V36H8V35H5V34H7L8 32H7V27ZM33 26H34V29H35V32H37L36 34L37 35H35V33H34V30H33ZM44 26H45V28H44ZM57 26H59V27H57ZM65 26H66V29H65ZM19 27L21 28V29H19ZM53 27V28H52ZM61 27V28H60ZM32 28V29H31ZM47 28V29H46ZM29 29H31V30H29ZM58 29H59V31H58ZM63 29H65V30H63ZM6 30V31H5ZM21 30H22V32H21ZM69 30V31H68ZM18 31H20V32H18ZM31 31H33V36L31 35ZM54 31V32H53ZM56 31V32H55ZM23 32H25V33H23ZM61 32V33H60ZM106 32H107V34L109 33V29H107L106 30ZM18 33V34H17ZM38 33H42L43 35L41 36L40 34L38 35ZM56 33H57V35H56ZM63 33V34H62ZM52 34V35H51ZM59 34V35H58ZM134 34V33H133ZM3 35V36H2ZM23 35H24V40L27 42V44H26V42L23 40ZM25 35H26V39H25ZM27 35H29V36H27ZM34 35H35V37H34ZM46 35H48V36H46ZM60 35H63V36H66L67 35V37H65L64 38V43H62V37L63 36H60ZM109 35V34H108ZM5 36V37H4ZM39 36H41V38L39 37ZM48 37L47 39H45L46 37ZM53 37V38H51V37ZM57 38H55V37ZM58 36H60L61 37V39L60 38H58ZM3 37V38H2ZM17 37V40H18V38H20L19 40H18V42H17V40H16V42L14 41V39ZM28 37V38H27ZM30 37H32V39L34 38V40H31V38ZM43 37V38H42ZM105 37H107V35H105ZM5 38H7V39H5ZM107 38H110V36H108ZM3 39V40H2ZM9 39V40H8ZM29 39H30V41L32 42H30L29 41ZM36 39H37V41H38V39H39V43H37L38 45H36ZM40 39H42V40H40ZM58 39H59V41H58ZM8 40V41H7ZM53 40H55V41H53ZM57 40V41H56ZM14 41V42H13ZM33 41H34V43H33ZM36 41V42H35ZM41 41V42H40ZM44 41V47H46L47 49H45L44 50V48H43V46H42V42ZM22 43V44H20V43ZM23 42H25V43H23ZM46 42L49 44L48 46H47V44H46ZM66 42V43H65ZM1 43V42H0ZM6 43V44H5ZM7 43H9V44H7ZM19 43V46L18 47H20V49L18 50V47H17V49L15 48V46H16V44H18ZM34 44V49H31V48H33V45H31V44ZM68 43V44H67ZM50 44H51V46H50ZM59 44L61 45H63L65 48H66V46H67V48H66V51H65V49L63 48V46L61 47V50H60V46H59ZM6 45V46H5ZM8 45V46H7ZM10 45H14L13 46V48H11L12 50H10V48H7V47H10ZM21 45V46H20ZM23 45V46H22ZM36 45V46H35ZM40 45H41V47H40ZM11 46V47H12ZM26 46V48H24ZM30 46V48H28V49H30V50H27V47H29ZM32 46V47H31ZM70 46V45H69ZM5 47V48H4ZM21 47L23 48V49H21ZM37 47V48H36ZM49 47H50V50L52 49V51H51V53L49 52V55L51 54V56H52V53H54L53 54V59H49V55H47L46 53H48V51H50V50H48L49 49ZM52 47V48H51ZM54 47V48H53ZM40 49V52H42L43 53V55H42V53H38V51L36 50V49ZM27 50V53H25L26 52V50ZM59 49V50H58ZM68 49H72L71 51H70V54L69 55H67V50ZM8 50V51H7ZM16 52H15V51ZM20 50H25V52H24V55H23V51L20 53ZM33 50V51H32ZM47 50V51H46ZM3 51H4V54H3ZM7 51V52H6ZM29 51V52H28ZM30 51H32L31 53H34V55L36 56V54H37V58L34 56L33 57V54H31L30 53ZM44 51H46L45 52V55H44ZM55 51H57V52H55ZM69 51V50H68ZM73 51L75 52L74 54H73ZM6 52V53H5ZM9 52V54H11L13 57H11V58H8V56H10V55H8V56H6V54ZM14 52V53H13ZM35 52H36V54H35ZM63 52H65V53H63ZM19 53L21 54V57L23 56L24 58H26V59H24V60H26V61H24V60H22V58L21 57H19V59H17L18 58V56H20L19 55ZM29 53V54H28ZM14 54H16L17 56L14 58ZM40 54H41V56H40ZM25 55H29L30 56V59H28L29 57H27V56H25ZM54 55H56V57H54ZM6 56V57H5ZM44 56V59L42 58ZM71 56V57H70ZM73 56V57H72ZM4 57V58H3ZM32 57V58H31ZM40 57V58H39ZM59 57V58H58ZM55 58V59H54ZM61 58H63V61L61 60ZM70 58H71V60H70ZM72 58H74V62H73V60H72ZM27 59H28V61H27ZM32 59H33V61H32ZM34 59H40V60H42V62H40V60H34ZM47 59H49V60H47ZM30 60V61H29ZM46 60V61H45ZM66 60H70V61H72L73 63H71L70 61H66ZM2 61L4 62V63H2ZM58 61V62H57ZM65 61V63H63ZM5 62L6 63H8V65L7 64H5ZM35 62V63H34ZM16 63V65H14ZM23 64V65H22ZM33 64V65H32ZM17 65L19 66L18 68H21V66H23V68H25V69H22L21 68V70L20 69H18V68H16L17 67ZM6 66V67H5ZM11 66V67H10ZM61 66V67H60ZM64 66V67H63ZM8 67V68H7ZM27 67V68H26ZM47 67V68H46ZM60 67V69H58ZM4 68V69H3ZM11 69V70H10ZM13 69V70H12ZM16 69V70H15ZM51 69V73H50V70ZM20 70V71H19ZM35 70H36V72H35ZM58 70H60V71H58ZM156 70V69H155ZM23 71H25V72H23ZM48 74H47V73ZM52 72H54V73H52ZM59 72V73H58ZM153 73H155V74H148L149 76L150 75H152V77L153 78H155V77H158V76H156V72L158 73V70L155 72L154 70L152 71ZM151 73V72H150ZM39 74V75H38ZM59 74V75H58ZM5 75V76H4ZM9 76V77H8ZM17 77V76H20V80L19 81H17L19 78H17L16 80H15V83L13 84L12 83V79H11V81H10V77ZM57 76V77H56ZM5 77V78H4ZM6 77H8V78H6ZM29 78V80H28V78ZM52 77V78H51ZM152 77H150V79L152 78ZM1 78V79H2ZM21 78L22 79H24V82L21 80ZM28 80V84H26V85H28V87H23V86H17V85H19V83L20 82H22V83H20V84H25V80L26 79ZM54 78V79H53ZM152 78V79H153ZM0 79V84L1 85H4V84H6V85H8V83H2L1 81L3 80H1ZM35 79H37V80H35ZM53 79V80H52ZM156 79V78H155ZM159 79V78H158ZM26 80V81H27ZM30 80H33V81H36V82H32V81H30ZM160 80V79H159ZM6 81H4L3 80V82H6ZM7 81V82H8ZM42 81L43 82H46V85L48 86V87H46V88H44L46 85H44L43 83H42ZM54 81V82H53ZM39 82H41V83H39ZM48 82H53V83H48ZM27 83V82H26ZM29 83H31V84H33L32 85V87L33 86H35L36 85V87H35V89H37V90H35L34 89V87H33V89L30 87L29 88V86L31 85V84H29ZM36 83H38V85H41L42 84V86H44V87H40V86H37V84ZM50 85V84H55V85H51V86H49L48 84ZM66 83V84H65ZM61 84H63V85H61ZM156 84V83H155ZM160 84H162V83H160V81H158L157 82V85H155L154 86V88H155V90L156 91H158L159 92V94L158 95H160V96H166V94H169L170 95V93H167L166 91H167V89H163V88H165V84H164V87H162L161 88V85ZM66 85H67V87H66ZM160 85V86H159ZM15 87L16 88H18L19 89V87L22 89V87L23 88H28L27 90H29V92L30 91H32V92H30V93H32V95L29 93V92H27V90H25V89H23L21 92L17 89V90H15ZM40 87V88H39ZM57 87V88H56ZM59 87V88H58ZM64 87H66L65 89L67 90H69L70 88V90H69V92H68V90H67V92H65V89H64ZM44 88V89H43ZM51 90H50V89ZM1 89V88H0ZM30 89H32V90H30ZM39 89H41V91H42V89H43V91L41 92ZM47 91H46V90ZM55 89V90H54ZM61 89V90H60ZM2 90V89H1ZM0 90V91H1ZM15 90V91H14ZM26 91L27 92V95H26V93H23V91ZM39 90V91H38ZM46 91V93H45V91ZM13 91L15 92V93H13ZM20 92L19 94H20V98H19V94L17 93L16 94V92ZM24 91V92H25ZM36 91H38L37 93H38V96H36V94L37 93H35ZM60 91V92H59ZM63 91H64V94H63ZM73 93V94H75L76 95V97L74 98L73 96H75V95H73V94H71V92ZM11 92V93H10ZM44 92V93H43ZM55 92V93H54ZM43 93V94H42ZM47 93H49L48 95H47ZM62 95H61V94ZM113 93V92H112ZM115 94H118V93H116V92H114ZM12 94H14V96H16V98H19L18 100L19 101H17L16 102V99H15V97H11V96H13ZM22 94V95H21ZM23 94H25V98L26 99H28V102H30L31 103V105H28L27 106V104H30V103H28L27 102V100H25L24 101V96H23ZM28 94H30V95H28ZM39 94H42L41 96L39 95ZM54 94V95H53ZM60 94V95H59ZM67 94V95H66ZM68 94H71L72 96H70L71 97V99H73V101L71 100V102H70V97H68L69 95ZM115 94H113V95H115ZM0 95V96H1ZM9 95V96H8ZM36 97H35V96ZM52 95H53V97H52ZM57 95L60 97L61 96V98L60 99H62V97H63V99L62 100H60V102L58 103V101H59V97H57ZM65 95V96H64ZM105 96V94L104 93H101V94H99V96ZM112 95V94H111ZM5 96V97H4ZM27 96H28V98H27ZM47 96V97H46ZM51 96V97H50ZM106 96H108L107 94H106ZM168 96V95H167ZM10 97H11V99H15V101L14 100H12L11 102H10ZM30 97V98H29ZM34 97H35V99H34ZM40 97V98H39ZM64 97H66V98H64ZM67 97H68V99H69V101H68V99H67ZM23 98V99H22ZM46 98V99H45ZM52 99L51 100V103H49L50 105H49V108H46L47 107V104H48V102H50L49 100L50 99ZM77 98V99H76ZM21 99L24 101V103H25V106L26 107H24V103H22L21 102ZM30 99H31V101H30ZM41 99H42V102H40L41 101ZM76 99V101L74 102V100ZM6 100H8L9 101V103L6 101ZM35 100H37V101H35ZM39 100V101H38ZM64 100V102H66L65 100H67V103H64V102H62ZM13 101H14V103H13ZM34 101V102H33ZM55 103H54V102ZM6 102H7V105H6ZM16 102V103H15ZM19 102V103H18ZM21 102V103H20ZM39 102V103H38ZM64 104V105H62V103ZM73 102V103H72ZM76 102H78V103H76ZM19 104V106L20 107H18L17 105ZM27 103V104H26ZM33 103V104H32ZM54 103V104H53ZM4 104V105H3ZM10 104V105H9ZM12 104V105H11ZM21 104V105H20ZM23 104V105H22ZM37 104H38V106H37ZM41 104H43V105H41ZM59 105V107L57 106L56 107V105ZM67 104V106H65ZM71 106V108L69 107V109H68V106L69 105ZM72 104L74 105V104H76V105H80V106H78V107H81V108H83V110H81V108L79 109V108H77V106L75 107V108H73V106H72ZM14 105V106H13ZM41 105V106H40ZM60 105H62V106H60ZM122 105V106H121ZM9 106H12L11 108H13L12 110H13V112L14 113H12V111H11V109L9 108ZM33 106V107H32ZM34 106H36L35 108H37V107H40V110H39V108H37V109H35L34 108ZM53 106V107H52ZM55 106V107H54ZM18 107V109L19 110H17L16 108ZM113 107H115V108H113ZM119 107V108H118ZM129 107V108H128ZM1 108H2V110H1ZM22 108H24L23 110H22ZM50 108H51V110H50ZM57 108V109H56ZM63 108V109H62ZM77 108V109H76ZM26 109H28V110H26ZM33 109V111H31V110ZM60 109V110H59ZM73 109V110H72ZM76 109V110H75ZM81 111V114H82V112L84 113V114H82L83 115V117H82V115L80 114V111ZM111 110V111H109V110ZM113 109V110H112ZM11 112H10V111ZM25 110V111H24ZM37 110V111H36ZM42 110H44V111H42ZM47 110H48V112H47ZM53 110H54V112H53ZM62 110H64L65 112L63 113V111ZM87 110H88V108H87ZM90 110V111H91ZM97 110V111H96ZM99 110H100V114L98 113L99 112ZM117 110H120V112L122 113V114H124V115H121L122 117L124 116V118H122V119H120L118 116L120 115H118V113H117V117L119 118V121L117 120V122H115L114 123V125L116 124V123H118V122H120V120H123L124 121V124H123V121H121L119 124H116L115 126L114 125H112V127H109V131L114 135V136H116V139H115V137L114 136H112V134L110 133H107L106 131H105V133L103 132V130H105V129H107V128H105V127H103V126H109V125H107V121L104 119V121L106 122V124L104 125V124H102V119L103 118H105V116H108L109 114L111 115V116H113L112 114L114 113L115 114V116L114 117H116V113L115 112H118ZM161 110V111H160ZM17 111H19L18 112V114H17ZM22 111H23V114H19V113H22ZM26 111H28V114H25L26 113ZM62 111V112H61ZM76 111H78V113L76 112ZM97 113H95V112ZM140 111V112H139ZM156 111H157V113H156ZM166 111V112H165ZM38 113L39 115H40V117H39V115L37 116V114L35 115V113ZM44 112V113H43ZM50 112L52 113V114H50ZM56 112H58V113H56ZM69 112H73L72 114H70ZM102 112V113H101ZM105 112H107V113H109V114H107V113H105ZM113 112V113H112ZM119 112V113H120ZM131 112V113H130ZM159 112V113H158ZM184 112V113H183ZM32 113V114H31ZM49 113V114H48ZM57 115H56V114ZM66 113V114H65ZM90 113V114H89ZM104 113H105V115H104ZM126 113V114H125ZM134 113V114H133ZM138 113H139V116H138ZM148 113V114H147ZM149 113L151 114V115H149ZM161 113V114H160ZM8 114V115H7ZM11 114V115H10ZM14 114V115H13ZM54 114V115H53ZM61 114V115H60ZM63 114H65L64 116H63ZM68 114H69V116H68ZM130 114V115H129ZM133 114V115H132ZM157 114H159L157 117L159 118V120H160V118L162 119V118H164V117H166L167 116V118L166 119H162V121H158V120H156V119H158V118H153V116L154 117H156V115ZM162 114H164V115H162ZM174 114V116H173V118H172V116L170 117L169 115H173ZM182 114V115H181ZM22 115H23V118H22ZM35 115V116H34ZM46 115H48V116H46ZM52 115H53V118H51L52 117ZM75 115V116H74ZM80 115V116H79ZM91 115V116H90ZM95 116V118H94V116ZM98 115H99V117H98ZM109 115V117H111ZM136 115V116H135ZM143 115H145V116H143ZM147 115H149V116H147ZM153 115V116H152ZM161 115V116H160ZM176 115V116H175ZM178 115H179V117H178ZM180 115H181V117H180ZM12 116V117H11ZM25 116H26V118H25ZM33 116V118H31ZM43 116V117H42ZM56 118H55V117ZM64 118H63V117ZM71 116V117H70ZM73 116V117H72ZM79 118H78V117ZM93 116V117H92ZM101 116H102V118H101ZM120 116V117H121ZM131 116V117H130ZM135 116V117H134ZM163 116V117H162ZM18 119H17V118ZM37 119H36V118ZM68 117V118H67ZM83 118V119H80V118ZM90 117H91V119H90ZM99 118V120L101 121V122H99L100 124H98V125H102V127L104 128V129H102L101 130V126L99 127L98 125H94L95 123H98V118ZM108 117V119L110 120V119H112V117L111 118H109ZM113 117V118H114ZM116 117V118H117ZM144 117V118H143ZM148 117V118H147ZM175 117V118H174ZM177 117V118H176ZM2 118V119H1ZM16 118V119H15ZM28 118V119H27ZM50 118H51V120H50ZM63 118V119H62ZM74 119L75 121L76 120H83L82 121V124H81V122H80V124H79V121H76V123L74 122V120H72V119ZM75 118H78V119H75ZM88 118H89V120L91 121H89L88 120ZM93 118V119H92ZM107 118V117H106ZM139 118V119H138ZM6 119V121L4 122L3 120H5ZM7 119H10V120H8V123H6L7 122ZM11 119H15V120H11ZM49 121H48V120ZM55 119V120H54ZM57 119V120H56ZM62 119V120H61ZM65 119V121H63ZM67 119H68V121L69 122H67ZM70 119V120H69ZM96 119V120H95ZM126 119V120H125ZM131 119V120H130ZM146 120V122L144 121V120ZM148 119V120H147ZM172 119H174V120H172ZM16 120H20L19 122L18 121H16ZM21 120H22V122H21ZM30 120V121H29ZM33 120V123L31 122ZM71 120H72V122H71ZM129 120H130V122H129ZM136 120V121H135ZM137 120H139V122L137 123ZM142 120V121H141ZM155 120V121H154ZM164 120H165V122H167V124H169V125H172L171 127H169V125L167 126L166 125V123L164 122ZM170 120V121H169ZM172 120V121H171ZM183 120V121H182ZM195 120V121H194ZM28 121H29V125H28ZM36 121V122H35ZM40 122V123H38V122ZM53 121H55L56 123H54V124H56L55 126H54V124H53V126L54 127H56V128H54L53 126H51V124L49 125V123H52ZM63 121V122H62ZM85 121L88 123V124H90V123H92V122H95L94 124H91V127H93L92 125H94L95 127H96V129L98 128V130H95L94 128H93V130L94 131H92V129H91V131L89 130V132L92 134V132H94V134H92L93 135V137H94V139H92L93 141H99V140H101V141H99V142H97V144H95V142H93V141H91L90 142V140H91V138H89V137H92V135L90 134L89 135V137H86L88 134H87V132H86V128H85V125H86V123H85ZM135 121V122H134ZM147 121H148V123H147ZM195 122V123H193V122ZM49 122V123H48ZM60 122H62V125H61V123ZM105 122H103V123H105ZM126 122V123H125ZM152 124H151V123ZM160 122V123H159ZM191 122V123H190ZM207 122H209V121H207ZM10 123V124H9ZM14 123V124H13ZM23 123H25V124H23ZM48 123V124H47ZM59 123V124H58ZM73 123H75V125H74V127L72 126L73 125ZM79 125H82V126H79L80 128H81V130L78 128V124ZM83 123H85L84 125H83ZM130 124V123H136L135 125L133 124H130L131 126H134V128L133 127H131V126H129L128 124ZM139 123H142V124H139ZM171 123V124H170ZM2 124V125H1ZM20 124V125H19ZM32 126H31V125ZM45 124V125H44ZM122 124H123V126H122ZM141 126V125H143L142 127L143 128H141L139 125ZM158 124V125H157ZM161 124V125H160ZM11 125V126H10ZM14 125V126H13ZM18 125V126H17ZM35 127H34V126ZM41 125H42V127H41ZM46 125H48V126H46ZM59 125H61V126H59ZM67 125V126H66ZM127 125V126H126ZM155 125V126H154ZM160 125V126H159ZM22 126V127H21ZM24 126H26L25 128H26V130H27V132L26 131H24ZM38 126V127H37ZM69 126H71V127H69ZM111 126V125H110ZM153 126V127H152ZM11 127H12V129H11ZM14 127V128H13ZM32 127L34 128V129H32ZM41 127V128H40ZM49 127H52V129H54V130H52L51 128H49ZM57 127L58 128H60V129H57ZM66 127H67V129H66ZM72 127L73 128H75L76 130V132L77 133H79V132H82L81 134H79V136H78V134L76 133V132H73V131H71V129H72ZM118 127V128H117ZM131 127V128H130ZM149 127V128H148ZM150 127H151V129H150ZM156 127H158V131H157V128ZM167 128V129H165V128ZM169 127V128H168ZM199 127H201V126H199ZM260 127H262V128H260V129H262V131L264 130V126L262 125V126H260ZM36 128H37V133H34V132H36ZM40 128V129H39ZM46 128H47V130H46ZM71 128V129H70ZM84 130H83V129ZM99 128H100V130L101 131H99ZM117 128V131H115V129ZM121 128V129H120ZM161 128V129H160ZM252 128V127H251ZM255 128V127H254ZM252 128L251 130L252 131H248V132H246L245 130H243L244 131V134H243V131H242V134L244 135V137H243V135L241 134V136H242V138H240L241 136H240V134H239V138L240 139H238V140H240V141H238L239 142V147L242 149H249L250 148V151H252L253 150V152H255V153H258V155H260V157H261V159L262 160H264V137L261 139L260 138V140H259V138L258 137H256L257 136V134H255V136H254V138H250V135H252L251 133H253L254 131H256L257 130V128ZM259 128V127H258ZM7 129V130H6ZM45 129V130H44ZM49 129V130H48ZM64 129V130H63ZM77 129L78 130H80L79 132L77 131ZM123 129V130H122ZM143 129H145V130H143ZM150 129V130H149ZM156 129V130H155ZM160 129V130H159ZM20 130H23V132L22 131H20ZM33 130V131H32ZM40 130V131H39ZM51 130V131H50ZM56 130H57V133H55L56 132ZM62 130H63V132H62ZM65 130H66V132H65ZM72 132L71 133V137H69V135H68V133L70 134V131ZM73 130V129H72ZM118 130H119V132H118ZM122 130V131H121ZM125 130H126V132L128 131V133H126L125 132ZM138 131L139 130V133L137 134V132L136 131ZM152 130V131H151ZM161 130H164V131H161ZM247 130H249L248 128H247ZM20 131V132H19ZM98 132L97 134H96V132ZM121 131V132H120ZM124 131V135L122 136V132ZM0 132H1V128H0ZM48 132H51L52 134L53 133H55L54 135H52L51 133L49 134ZM65 132V133H64ZM100 132H102V134H99ZM117 132V133H116ZM145 133V135H144V133ZM147 132V133H146ZM150 132V133H149ZM32 133V135H30ZM40 133V134H39ZM62 133V134H61ZM63 133H64V135H63ZM74 133V134H73ZM87 135H86V134ZM107 133V134H106ZM126 133V134H125ZM143 135H142V134ZM148 133H149V135L151 136L150 138H149V135H148ZM176 133H178L177 131H175V132H172V133H170V138H169V142L167 141V142H165L164 143V145H163V148H165V146H167L168 145V143H169V148H168V150H167V152L166 153H168L169 154V152L172 150L173 151V144H174V146H176L175 145V143L173 142L174 141V138H172V134H173V137L175 136L174 134H176ZM178 133V134H179ZM241 133V132H240ZM246 133H248V134H246ZM257 133V132H256ZM56 134H57V136H56ZM86 136H85V135ZM99 134V135H98ZM103 134H105V135H103ZM118 134V135H117ZM120 134V135H119ZM152 134V135H151ZM157 136H156V135ZM254 134V133H253ZM2 135H0V136H2ZM50 136V137H48V138H50V140L49 141H52V136L55 138H53V140H55V141H53V142H49L48 140H44L45 139V137L46 136ZM60 135H62V136H60ZM86 137V139H85V142H84V140L82 141L83 142V146L84 145H86V147L84 146V151L81 153V151H82V149H83V146H82V144H81V146L79 145L80 143H82V142H80V143H76V141H74V140H77L78 138H82V137H84V136ZM102 135V136H101ZM130 135V136H129ZM160 135V136H159ZM14 136V137H13ZM20 136V137H19ZM31 136V137H30ZM44 136V138H42ZM56 136V137H55ZM61 137L62 139H60V138H57V137ZM68 136V137H67ZM82 136V137H81ZM99 136L100 137H104L105 139H104V141L102 140L103 138H99ZM107 136H108V138H107ZM109 136H112V137H109ZM118 136V137H117ZM134 136H136V137H134ZM249 136V137H248ZM92 137V138H93ZM95 137H98V138H95ZM153 137V138H152ZM156 137H158V138H156ZM1 138V139H2ZM33 138H34V140H33ZM42 138V139H41ZM57 138V139H56ZM73 138V139H72ZM77 138V139H76ZM87 138H89V140H87ZM109 140V142L108 141H105V140H107V139ZM110 138H112V139H110ZM119 138V139H118ZM138 138V139H137ZM156 138V139H155ZM20 141H19V140ZM25 139V140H24ZM46 139H47V137H46ZM69 139V140H68ZM72 139V140H71ZM96 139V140H95ZM148 139V140H147ZM152 139V140H151ZM42 140V141H41ZM59 142H58V141ZM62 140V141H61ZM87 140V141H86ZM120 142H119V141ZM125 140H128L127 142L125 141ZM132 140V141H131ZM140 140V141H139ZM144 142H143V141ZM172 140V141H171ZM176 140V141H177ZM19 143H18V142ZM43 141H45V143H43ZM46 141H48V145H47V142ZM56 141H57V143H56ZM67 141H69V142H67ZM70 141H71V143H70ZM89 141V142H88ZM103 141V142H102ZM116 141H118V142H116ZM131 141V143H129ZM137 143H135V142ZM150 141V142H149ZM178 141V142H179ZM2 142V143H1ZM16 142V143H15ZM21 142V143H20ZM24 142V143H23ZM102 142V143H101ZM111 142V143H110ZM122 142V143H121ZM139 142V143H138ZM142 142V143H141ZM199 142V141H198ZM6 143V144H5ZM39 143H41L40 145H39ZM56 143V144H55ZM61 143H66V145L64 144H62V145H60ZM75 143L77 144V145H79L80 146V148H79V150H78V152L79 153H81L82 155H83V157H81V155L79 154V155H75L74 154V149H77V147H79V146H77V145H75ZM85 143H89L90 145H92L93 143V145L92 146H90L91 147V149L93 148L94 150H95V148L96 149H98V150H91V149H88L87 151H88V153H84V152H87L86 151V149L87 148H90V147H87V145L88 144H85ZM106 143H107V145H106ZM109 143V144H108ZM115 143H117V145L115 144ZM121 145H120V144ZM128 144V145H126V144ZM147 143V144H146ZM151 143V144H150ZM156 143V145H157V149L160 147V145H158ZM171 143V144H170ZM4 144V145H3ZM9 144V145H8ZM19 144V145H18ZM29 144V145H28ZM31 144V145H30ZM51 144V145H50ZM54 144V145H53ZM71 144V145H70ZM100 144V145H99ZM114 144V145H113ZM123 144H125V145H123ZM135 144H136V146H135ZM199 145L201 144L200 142L198 143ZM60 145V146H59ZM72 145H75L73 148L74 149H71V146ZM94 145H96V147L94 146ZM97 145H99V146H97ZM105 145H106V148H105ZM112 145V146H111ZM119 145V146H118ZM130 145V146H129ZM134 145V146H133ZM139 145V146H138ZM145 145V146H144ZM202 145V144H201ZM241 145V146H240ZM9 146H10V148H12V149H10L9 148ZM13 146V147H12ZM34 146V147H33ZM47 148H46V147ZM52 146V147H51ZM64 146V147H63ZM70 146V147H69ZM77 146V147H76ZM89 146V145H88ZM101 146V147H100ZM107 146H109V147H107ZM111 146V147H110ZM116 147V149H115V147ZM118 146V147H117ZM128 146H129V148H131V149H133V147H134V149H133V154H131V152H129V151H126V149H128L129 150V148H128ZM132 146V147H131ZM142 146V147H141ZM8 147V148H7ZM14 147H16V148H14ZM24 147V148H23ZM30 147V148H29ZM42 147V148H41ZM61 149H60V148ZM100 147V148H99ZM114 147V148H113ZM122 147H124V148H122ZM136 147V148H135ZM140 147V148H139ZM150 147V148H149ZM4 148H7L6 150H3ZM13 148L15 149V150H13ZM20 148V149H19ZM26 148V149H25ZM49 148H51L50 150H49ZM58 148V149H57ZM67 148V149H66ZM102 148V149H101ZM111 150H110V149ZM118 148V149H117ZM144 148V149H143ZM17 149V150H16ZM31 149H33V151L31 150ZM64 149V150H63ZM66 149V150H65ZM70 149V150H69ZM104 149H105V151H104ZM114 149V151H112ZM122 149V150H121ZM131 149H130V151H131ZM142 149V150H141ZM155 149H156V147H155ZM156 149V150H157ZM242 149V150H243ZM59 150V151H58ZM68 150V151H67ZM81 150V151H80ZM90 150V151H89ZM103 150V151H102ZM117 150V151H116ZM140 150L142 151L141 153H140ZM144 150V151H143ZM184 150H186V149H184ZM3 151V152H2ZM22 151H24V153L22 152ZM31 151V152H30ZM54 153H53V152ZM65 151V152H64ZM119 151H120V154H119ZM136 153H135V152ZM139 151V152H138ZM172 151H171V158L172 157H174L176 154H174L173 155V153H172ZM174 151H175V153H177L176 152V147H175V149H174ZM173 151V152H174ZM6 152H9V154H12V155H9L8 153H6ZM66 152H67V154H66ZM69 152H71L70 154H69ZM78 152L76 153V154H78ZM122 152L124 153L123 155H122ZM130 154H129V153ZM3 153V154H2ZM62 153H63V155H62ZM94 153V154H93ZM97 153V154H96ZM108 153V154H107ZM118 153V154H117ZM138 153H139V155H138ZM181 153H182V151L179 153L178 152V154L177 155H181ZM184 153H186L185 151H184ZM6 154V155H5ZM24 154V155H23ZM26 154V155H25ZM32 156H31V155ZM34 154V155H33ZM69 154V155H68ZM108 155V156H106V155ZM112 154V155H111ZM116 154V155H115ZM127 154H129V155H127ZM3 155H5V156H3ZM20 155V156H19ZM30 155V156H29ZM52 155V156H51ZM54 155H55V158H56V160H55V158H54ZM57 155V156H56ZM72 155H73V157L74 156H76L75 158H73L72 157ZM94 155V158H95V160H94V158H92V156ZM105 155V156H104ZM115 157H114V156ZM143 155H144V157H145V159L143 158ZM11 156L12 157V159H11V157L9 158V157ZM23 156V157H22ZM35 156V157H34ZM60 156V157H59ZM78 156L80 157L79 159H81L80 160V162L83 160V159H85V160H87V161H82V164H85V165H88V163L87 162H89L90 161V159H93V160H91L90 161V165H88V167H91V170L94 168V165H96L95 167H99V168H95L94 169V171L95 172H97V170H98V172H99V174L98 173H95L94 171H91V172H93V174H90L91 176L89 177L88 176V181H87V183L86 182H84L83 184H82V182L80 183V182H76L77 180L75 179L76 177H77V173L79 172L78 170H77V168H79V170L82 168V166H85V165H81V166H79V167H77L78 165H80V164H78L79 162H77L78 161ZM119 156H121V157H119ZM129 156V157H128ZM6 157V158H5ZM8 157V158H7ZM22 157V158H21ZM29 157V158H28ZM50 157V158H49ZM86 157H89V159L88 158H86ZM105 157H107V158H105ZM112 157H114L115 158V160H113L114 158H112ZM116 157H117V159H116ZM119 157V158H118ZM128 157V158H127ZM24 158H27V159H24ZM31 158V159H30ZM33 158V159H32ZM51 158H52V161H51ZM62 158V159H61ZM65 158V159H64ZM68 158H70V159H68ZM73 158V159H72ZM100 158H102L101 159V161H100ZM103 158H105L104 159V161H103ZM109 158V159H108ZM123 158V159H122ZM125 158V159H124ZM170 158V155H169V158H167V159H165V161H167V163H168V161L171 159ZM9 159V160H8ZM11 159V160H10ZM21 159H22V161H21ZM75 159V160H74ZM110 159H111V162H109L110 161ZM119 159H121L120 161H118ZM127 159V160H126ZM128 159H131L132 161H128ZM178 157H176V158H172V160L174 161V165L172 164V166L173 167H175L176 166V164L178 163H176V161H178ZM5 160V161H4ZM16 161V163L15 162H13V161ZM29 160V161H28ZM49 160V161H48ZM72 161L73 163V165H74V163H75V165L74 166H72V165H70L71 163L69 162V161ZM77 160V161H76ZM96 160H98V161H96ZM107 160H109L108 162L109 163H106L105 161H107ZM117 160V161H116ZM140 160V161H141ZM147 160V161H146ZM156 159H154V161H155ZM161 160H162V162H161ZM161 160H159V163H160V167L158 168V170L156 171V177H155V180H156V182H158V185H157V189L160 191H163V190H165V192H166V189L165 188H167L168 186V184L167 183H170L171 181L173 182L174 181V178H173V176H170V177H172V178H170V177H168L169 176V172L167 171V170H169L168 168L167 169H164L165 171V173L164 172H161V173H164V174H161L160 173V170L162 171L163 170V168H164V165H166V164H164L163 165V163H164V161H163V159H161ZM1 161H2V163H1ZM6 161H8V162H6ZM10 161V162H9ZM28 161V162H27ZM32 161V162H31ZM51 161V162H50ZM76 161V162H75ZM96 161V163L94 164L93 162H95ZM100 161V163H97V162H99ZM112 161H114V163H112ZM115 161H116V163H115ZM122 161V162H121ZM124 161V162H123ZM128 161V162H127ZM144 161L146 162L145 164H144ZM47 162H49V163H47ZM53 162V163H52ZM64 162H66L67 164H63L62 165V163H64ZM70 164H69V163ZM85 162V163H84ZM106 164H105V163ZM119 162V163H118ZM126 162V163H125ZM3 163H4V165H3ZM21 163H22V165H21ZM25 163H27V164H25V166H23ZM52 163V164H51ZM58 163H60V164H58ZM77 163V164H76ZM112 163V164H111ZM121 163V164H120ZM123 163H124V166H122L123 165ZM176 163V164H175ZM9 164H11V165H9ZM54 164H56V165H54ZM58 164V165H57ZM91 164H94V165H92L91 166ZM113 164H115V166H113ZM118 164V165H117ZM52 167H51V166ZM70 165V166H69ZM100 165V166H99ZM116 165H117V167H116ZM121 165V166H120ZM163 165V166H162ZM179 165V164H178ZM8 166H9V171H8ZM11 166V167H10ZM15 168H14V167ZM24 168H23V167ZM30 166H32V168L30 167ZM40 166H41V168H40ZM46 166H48V167H46ZM56 166H58V167H56ZM76 166V167H75ZM101 166H105V167H101ZM119 166V167H118ZM134 166V167H133ZM143 166V167H142ZM146 168H145V167ZM3 167V168H2ZM27 167H29V168H27ZM48 169L47 171H46V169ZM56 168V169H54V168ZM71 167H75L74 169H76L77 170V172L75 173V172H73V169L71 168ZM81 167V168H80ZM87 167V166H86ZM109 169H108V168ZM123 169H122V168ZM129 167H131V166H129ZM163 167V168H162ZM20 168H22V169H20ZM31 168V169H30ZM59 168H60V170H59ZM65 168H71L72 170V172H70V170L68 171V172H66L67 174H64L65 172L63 171V169L66 171L67 169H65ZM84 168V167H83ZM112 168V169H111ZM119 170H118V169ZM161 168V169H160ZM5 169H6V172H4L5 171ZM26 169H28V170H26ZM54 169V170H53ZM62 169V170H61ZM102 169H103V171H102ZM121 169V170H120ZM23 170V171H22ZM53 170V171H52ZM109 170H111V171H109ZM7 171L9 172V174L6 176V174H7ZM21 171V172H20ZM30 171V172H29ZM32 171V172H31ZM75 171V170H74ZM101 171H102V173H101ZM137 171V172H136ZM54 172L57 174H54ZM61 172H63V173H61V175H60V173ZM70 172V176H71V173H72V178H73V180L71 179V177L70 176H67V175H69L68 173ZM108 174V176H107V174ZM116 173V175H115V173ZM119 172V173H118ZM168 174H167V173ZM12 173V174H11ZM24 173V174H23ZM73 173L75 174L74 176H73ZM101 173V174H100ZM112 173V174H111ZM29 176H27V175ZM34 174V175H33ZM63 174V175H62ZM98 174V175H97ZM111 176H110V175ZM114 174V175H113ZM120 174V176H118V175ZM161 175L162 177H160L159 175ZM4 175V176H3ZM23 175H25L24 177H23ZM53 175V176H52ZM56 175V176H55ZM60 175V176H59ZM101 176V178L98 180V178L99 177H97V176ZM113 175V176H112ZM165 175H167V176H165ZM14 177L12 180H11V177ZM17 176V177H16ZM19 176H21V178L19 177ZM44 176V177H43ZM52 176V177H51ZM62 176H64V177H68V178H70V179H68V181L65 179V178H63ZM78 176H79V173H78ZM107 178H106V177ZM118 176V177H117ZM122 176H123V178H122ZM159 176V177H158ZM164 176H165V178L167 179H164ZM10 177V178H9ZM25 177H26V179H25ZM61 178V179H63L62 181H60L59 179H57V178ZM105 177V178H104ZM109 177V178H108ZM8 178V179H7ZM19 178V179H18ZM25 180H24V179ZM89 178H90V181L91 180H93L92 182L94 183L93 185L91 184L92 182H89ZM95 178L97 179V181L95 180ZM102 178H104V179H102ZM114 178V179H113ZM120 178V179H119ZM162 179V180H160V179ZM170 178V182L168 181V179ZM7 179V180H6ZM9 179H10V182H9ZM21 179V180H20ZM45 179V180H44ZM74 179L76 180V181H74ZM109 179H111V180H109ZM5 180V181H4ZM18 180H20V182L18 181ZM50 180H52V181H50ZM106 180H108V181H106ZM137 180L139 181V182H137ZM140 180H142V181H140ZM158 180V181H157ZM164 180H165V183H164ZM2 181V182H1ZM7 181V182H6ZM13 181H14V184H13ZM25 181V182H24ZM46 181V182H45ZM58 181H60V182H64L63 184L62 183H60L59 182V184H58ZM70 181V182H69ZM106 183H105V182ZM123 181V182H122ZM160 181H162V183L160 182ZM168 181V182H167ZM18 183V184H16V183ZM24 182V183H23ZM27 182V183H26ZM50 182V183H49ZM73 182V183H72ZM74 182H76V183H78V184H76V183H74ZM101 182V183H100ZM172 182L170 183V185L169 186H171V184H172ZM23 183V184H22ZM42 183H43V185H42ZM49 185H48V184ZM54 183V184H53ZM57 183V184H56ZM67 183H69V184H67ZM79 183H80V186H81V184H82V186L80 187V186H78L79 185ZM109 183V184H108ZM137 183V185H135ZM161 184V186H160V184ZM163 183H164V185H165V187H164V189H163ZM174 183V182H173ZM12 184L13 185H15V188H16V190L15 189H13L14 188V186H12ZM22 184V185H21ZM26 184V185H25ZM47 184V185H46ZM51 184H52V186L54 185V187H52L51 186ZM71 184V185H70ZM74 184V185H73ZM90 184H91V186H93V187H91L90 186ZM96 184V185H95ZM98 184V185H97ZM115 184H116V187H112L113 185L115 186ZM143 184V185H142ZM21 185V186H20ZM59 185H61V186H59ZM76 185V186H75ZM83 185H84V188H83ZM1 186H3V187H1ZM7 186V187H6ZM17 186H18V188H17ZM41 186H45L44 188L43 187H41ZM48 186V187H47ZM65 186V187H64ZM72 186V187H71ZM86 186H87V190H86ZM96 186V187H95ZM110 186V187H109ZM133 186H135V187H133ZM13 187V188H12ZM35 187L36 189H33V188ZM41 187V188H40ZM47 187V188H46ZM52 187V188H51ZM67 187V188H66ZM78 187H80L79 188V191L78 190H74L73 191V189L75 188V189H78ZM88 187H89V189H88ZM109 187V188H108ZM139 187H137V188H139ZM159 187V188H158ZM162 187V188H161ZM29 189V191H27L28 189ZM64 188L66 189V190H64ZM69 188H73V189H69ZM91 188L92 189H94L95 188V190L93 191V190H91ZM133 188V189H132ZM134 189V193L135 192H137L138 191V189ZM161 188V189H160ZM25 189H27V190H25ZM42 191H41V190ZM51 189V190H50ZM54 191H53V190ZM57 189V190H56ZM59 189H61V192H60V190ZM84 189V190H83ZM100 189V190H99ZM107 190V191H105V190ZM117 189H118V191H117ZM120 189V190H119ZM125 189V190H124ZM168 189V188H167ZM11 190V191H10ZM15 190V191H14ZM30 190H32V191H30ZM37 190H39V191H37ZM45 190V191H44ZM53 192L52 194H51V192ZM59 190V191H58ZM81 190H83V191H85V194H83L84 192H82ZM105 191V193H104V191ZM140 190V191H141ZM3 191V192H2ZM41 191V193H44L45 192V194H41L40 195V193H38V192H40ZM47 191V192H46ZM49 191V192H48ZM64 192V194H63V192ZM76 191L78 192V194L80 195H76ZM81 191V192H80ZM88 191V192H87ZM92 191V192H91ZM97 191V192H96ZM101 191V192H100ZM108 191H111V192H108ZM117 191V192H116ZM4 192H6V193H4ZM15 194H13V193ZM25 192V193H24ZM30 192V193H29ZM37 192V193H36ZM60 192V193H59ZM66 192V193H65ZM67 192H69V193H67ZM90 192V193H89ZM94 192V193H93ZM99 192V193H98ZM103 192V193H102ZM123 192V193H122ZM132 192V193H133ZM139 192V191H138ZM164 192V193H165ZM167 192H168V190H167ZM167 192H166V194H167ZM10 193H12L11 194V196H10ZM32 194V195H30L29 196V194ZM50 193V194H49ZM75 195L74 196V198H75V200H74V198H73V194ZM96 193H98V195L96 194ZM113 193H117V194H113ZM118 193H119V195H118ZM122 195H121V194ZM3 194V195H2ZM6 194H8V195H6L7 196V198L6 197H4ZM25 194H28V196L27 197H25V196H23V195ZM37 196H36V195ZM48 194V195H47ZM56 194L58 195V194H60V195H58V198H57V196H56ZM88 194H89V196H88ZM91 194V195H90ZM108 194V195H107ZM114 196H113V195ZM161 194L163 195V192H161ZM12 195H14V197L12 196ZM20 195H21V197L23 196V198H21L20 197ZM35 195V196H34ZM39 195V196H38ZM52 195V196H51ZM54 195V196H53ZM67 195H70V200L68 199V198H66L67 197ZM72 195V196H71ZM112 195V196H111ZM1 196H3V198L1 197ZM10 196V197H9ZM43 196V197H42ZM49 198H48V197ZM56 196V197H55ZM59 196L62 198L63 196V199H62V201H61V198L59 199ZM83 196V197H82ZM86 196H88V197H86ZM96 196V197H95ZM108 198H106V197ZM111 196V197H110ZM115 196H117V197H115ZM122 196V198H120ZM163 196H165V195H163ZM9 197V198H8ZM32 197L34 198L35 197V200L34 199H32ZM55 197V198H54ZM72 197V198H71ZM82 197V198H81ZM92 197H93V199L94 198H98L97 200H100V201H98V203L99 204H101L102 205V210H105L104 212L103 211H101L103 214H99L100 216H95L94 214L95 213H92V212H89V211H91L90 210V208H89V203H91V201L90 200H93L92 199ZM114 197V198H113ZM26 198V199H25ZM43 198V199H42ZM46 198H47V200H46ZM165 198V197H164ZM23 199V200H22ZM37 199V200H36ZM42 199V200H41ZM44 199L47 201H44ZM55 199V200H54ZM57 199V200H56ZM58 199H59V201H60V204L62 205V206H64V204H62V203H65V202H63V201H66V202H68V204L67 203H65V208H67L68 207V205L69 206H72V204H74V206L75 207H72L71 208V210H70V208L68 207V209H66V210H69L70 212H68V213H70V217L72 216V219H69V216H67L66 218H67V220H69V222L68 223H64V222H62L61 221V217L63 216L60 212H61V210H62V213H65L66 212V210L64 211V208L62 207V209H61V207H60V205H58L57 203H58ZM68 201H67V200ZM76 199H78V201L80 200L81 201V199H82V201L81 202H78V201H76ZM87 199V200H86ZM119 199V200H118ZM121 199V200H120ZM15 200V201H14ZM25 200V201H24ZM29 200H32L31 202L32 203H34V201H35V204L37 205V206H40V207H37L35 204H30L31 202H29ZM84 200H86V201H84ZM105 202H104V201ZM110 200H111V202H110ZM114 200L116 201V202H114ZM17 201H18V203L19 204H17ZM37 201V202H36ZM40 201V202H39ZM44 201V202H43ZM54 201V202H53ZM57 201V203H55ZM72 201V202H71ZM75 201V202H74ZM87 201H90V202H87ZM113 201V202H112ZM26 202V203H25ZM29 202V203H28ZM62 202V203H61ZM69 202H71V205L69 204ZM78 202V203H77ZM84 202H85V204H84ZM104 202V203H103ZM121 204H120V203ZM164 202V203H163ZM40 203V204H39ZM52 205H51V204ZM54 203V204H53ZM83 203V204H82ZM117 203H119L118 205H117ZM29 204V206H30V209H28V211L27 212H29V211H31V213L29 212L28 214H24V213H27V212H25V207H26V209H27V207H29V206H27V205ZM50 206H49V205ZM78 206H77V205ZM81 204V205H80ZM88 204V205H87ZM105 204V205H104ZM106 204H109V205H106ZM110 204L112 205V208H111V206H110ZM162 204H165V201L163 200L162 201ZM15 205V206H14ZM17 205V206H16ZM26 205V206H25ZM34 205H35V208H37V209H34ZM57 205V206H56ZM67 205V206H66ZM120 205V206H119ZM14 206V207H13ZM105 207V209H103L104 207ZM118 206V207H117ZM9 207H12V208H9ZM22 207V208H21ZM24 207V208H23ZM32 207V208H31ZM59 207V208H58ZM76 207H77V209H76ZM80 207V208H79ZM108 207H109V209H110V211H111V209H113V207L115 208V209H113L114 211H112V212H110L109 211V209H108ZM38 208H40V210L38 209ZM74 208V209H73ZM83 208V209H82ZM87 208V209H86ZM107 208V209H106ZM118 208V209H117ZM10 209V210H9ZM11 209H13V210H11ZM17 209H19V210H17ZM24 211H23V210ZM72 209H73V212H72ZM76 209V210H75ZM79 209H81V210H83V211H81V210H79ZM7 210H9V212L7 211ZM17 210V211H16ZM36 210V211H35ZM58 210V211H57ZM75 210V211H74ZM120 210V211H119ZM122 210V211H121ZM11 211V212H10ZM16 211V212H15ZM20 211V212H19ZM23 211V212H22ZM64 211V212H63ZM19 212V213H18ZM37 212L39 213H42V217H41V214L39 213V215L37 214ZM45 212H47V213H45ZM53 212H55V214L53 213ZM59 212V213H58ZM75 212H77V214H78V216H77V214H75ZM80 212V213H79ZM89 212V213H88ZM120 212V213H119ZM14 214V216H13V214ZM24 214V215H22V214ZM57 213V214H56ZM84 214V216H83V214ZM177 213V212H176ZM179 213H181L180 215H182V212H179L178 211V215H179ZM2 214H3V216H2ZM5 214H7V215H5ZM33 215L32 217H31V215ZM37 214V216H34V215H36ZM47 214V215H46ZM72 214V215H71ZM81 214V215H80ZM91 214V215H90ZM23 217H22V216ZM51 215V216H50ZM53 215H55V216H53ZM60 215H62L61 217H60ZM80 215V216H79ZM90 215V216H89ZM122 215V216H121ZM179 215V216H180ZM30 216V217H29ZM40 218H39V217ZM43 216H44V218H43ZM48 216V217H47ZM74 216V217H73ZM82 216V217H81ZM86 216H87V219H86ZM97 218V221H96V219H94L95 217ZM106 216V217H105ZM116 216V217H115ZM178 216V219L181 217H179ZM9 217V218H8ZM36 217V218H35ZM51 217V218H50ZM53 217V218H52ZM90 219H89V218ZM111 217V218H110ZM120 219H119V218ZM173 217H175V216H173ZM37 218H39V219H37ZM43 218V219H42ZM80 218L83 220V221H81L80 220ZM92 218V219H91ZM99 218V219H98ZM116 218H118V223L116 222L117 221V219ZM177 217H175L174 218V224H173V222H172V219H169V221L167 222V227L168 228H170L171 229V227H169L170 225H173V227H174V225H175V223L177 222L178 223V219H176ZM5 219H7L6 220V222L4 221ZM24 219H26V220H24ZM42 219V220H41ZM59 219H60V221H59ZM74 219V220H73ZM99 220V221H98ZM129 220V221H128ZM180 220V219H179ZM2 221V222H1ZM26 222V225H25V222ZM75 221V222H74ZM89 221H87V222H89ZM114 221V222H113ZM120 221V222H119ZM131 221V222H130ZM62 224H61V223ZM72 224H71V223ZM130 222V223H129ZM171 222V223H170ZM12 223H13V225H12ZM24 223V224H23ZM53 223V224H52ZM71 225H70V224ZM83 223H84V226H83ZM85 223H86V227H85ZM108 223V224H109ZM110 223V224H111ZM121 223V224H120ZM3 224V225H2ZM7 226H6V225ZM31 224V225H30ZM34 224V225H33ZM57 225L58 224V228H57V226H55V225ZM64 224V225H63ZM96 224H94V225H96ZM119 224H120V226H119ZM170 224V225H169ZM18 225V228H19V226H21V225H25L26 226V228L27 229H29V230H27V231H29V232H27V234H25V233H21V232H18V230L19 229H17V227H15V226H17ZM38 225H40V226H44V227H42L43 228V232H44V228H45V234H44V239H45V236H46V234L47 233H49V231L51 230V228H52V230L50 231V232H52L54 229H55V227H56V237H57V233H59L58 234V237L57 238H55L54 237V239H53V237H51L50 238V233L49 234H47V238L45 239V241L46 242H42L43 244H44V246H51V248H49V249H47L48 247H44L43 245V249L44 248H46L45 250H43L42 249V246H38V245H36V246H38V247H33L29 252H21L20 250V252H21V254L18 252V244L17 243H15V242H17V237H18V235H19V239H18V242H19V240H21L20 238V236H22L23 238L24 237H27V236H30V235H28V233L29 234H31V236L32 235H34V234H36L37 233V231L36 230H38V228H41L40 226L39 227H37ZM50 225H51V227H50ZM53 225V226H52ZM65 225H66V228H65ZM68 225H70V227L68 226ZM77 227H76V226ZM121 225H122V227L124 228H121ZM126 227H125V226ZM129 225V226H128ZM6 227V228H8V229H5L4 227ZM9 226V227H8ZM11 226V227H10ZM55 226V227H54ZM64 226V227H63ZM68 226V227H67ZM134 226V225H133ZM4 229H3V228ZM60 227H63V228H60ZM73 227H74V229H73ZM85 227V228H84ZM115 227H117V228H115ZM35 230H34V229ZM48 228V229H47ZM50 228V229H49ZM72 228V231H70V229ZM76 228V229H75ZM77 228H79L78 230H77ZM16 229V230H15ZM31 229V230H30ZM33 229V230H32ZM60 230V231H62V232H58V230ZM65 229V230H64ZM119 231H118V230ZM69 231V232H68ZM76 233H75V232ZM82 231V232H81ZM89 231V230H88ZM11 232V233H10ZM31 232V233H30ZM66 234V235H64V233ZM72 232H74V233H72ZM78 232V233H77ZM84 232H86V234L84 233ZM90 232V231H89ZM72 234V235H69V234ZM121 235H120V234ZM132 233V239H131V241H129L130 243H132V241H134V240H138V239H140L141 238V236H142V234H144L143 232H131ZM11 234V235H10ZM22 234V235H21ZM12 235H13V238H12ZM23 235H25V236H23ZM27 235V236H26ZM69 235V236H68ZM75 235V237L74 238H72L73 236ZM84 235V236H83ZM85 235H86V237H85ZM89 235H90V237H92V238H89ZM97 235H101V234H97ZM113 235V236H112ZM127 235V234H126ZM6 236H7V238H6ZM15 236H17V237H15ZM60 236H62V237H60ZM64 236H66L65 238H64ZM79 238H78V237ZM88 236V237H87ZM102 236V235H101ZM16 239H15V238ZM68 237V238H67ZM96 237V238H95ZM110 237H111V239H110ZM119 237V238H118ZM5 238V239H4ZM22 238V241L23 240H25V239H23ZM49 238H50V240H49ZM87 238V239H86ZM100 238V237H99ZM113 238V239H112ZM48 239V240H47ZM58 239V241H59V239H63V243L65 242L64 240H66V242L69 244V245H67V243L65 242L64 244H63V248L64 249H62V247L61 248H59L58 246H59V242L57 243V240ZM72 239V240H71ZM75 239H78L79 240V242H78V240H75ZM86 239V240H85ZM90 239H92V240H90ZM16 240V241H15ZM54 240V242H52ZM88 240L90 241V242H88ZM99 240H101V239H99ZM22 241H20V243L22 242ZM42 241H44V240H42ZM47 241H49L48 243L49 244H47ZM55 241H56V243L57 244H54L53 245V243H55ZM74 241V242H73ZM88 243H87V242ZM52 242V243H51ZM86 242V246H84V243ZM96 242V241H95ZM94 242V243H95ZM107 242H105V243H107ZM46 243V244H45ZM75 243V244H74ZM77 243V244H76ZM13 244V245H12ZM14 244H16L17 246H16V248L14 247L15 245ZM51 244V245H50ZM82 244H83V246L84 247H87L86 249H88V247H90V249L89 250H87V251H85V250H82L81 249V251H77V249L78 250H80L79 248H83V246H82ZM55 245H57V246H55ZM61 245H62V243H61ZM65 245V246H64ZM74 245H77V246H74ZM90 245V246H89ZM93 245V246H92ZM55 246L56 248H57V250H56V248L54 249L53 247ZM78 246H80L79 248H78ZM82 246V247H81ZM96 246H98V247H100L99 245H95V247ZM119 246H121V244H119ZM3 247V248H2ZM10 247V248H9ZM13 247V248H12ZM40 247V248H39ZM92 247H93V249H92ZM105 246H103V247H100V248H104ZM8 248H9V250H8ZM35 248H36V250H35ZM72 250H71V249ZM76 250H75V249ZM2 249V250H1ZM11 249V250H10ZM14 249V250H13ZM43 250V251H41V250ZM84 249V248H83ZM119 249V248H118ZM117 248H116V250H114L113 251V253H112V256H113V258H115L114 259V261H112L113 260V258H110V262H109V264H116V260H117V257H118V253L116 252L117 250H118ZM17 250V251H16ZM36 251L37 253H35L34 254V252H32V251ZM53 250V251H52ZM8 251V252H7ZM44 251L46 252V253H44ZM53 252V253H51V252ZM63 251V252H62ZM76 251V252H75ZM5 252V253H4ZM9 252H10V254L12 255H10L9 254ZM13 252H15V253H13ZM17 252L19 253V254H17ZM41 252H42V254H41ZM62 253V254H60V253ZM111 252V253H110ZM114 252H116V254L114 253ZM30 255H29V254ZM32 253V254H31ZM48 253V254H47ZM65 253H66V256L64 257V255H65ZM68 253V254H67ZM97 253V254H96ZM100 253V254H99ZM15 254V255H14ZM64 254V255H63ZM71 254V255H70ZM80 254H82L81 256H80ZM92 254H94V256L92 255ZM113 254H115V255H113ZM4 255V257L5 258H3L2 256ZM8 255V256H7ZM28 255V256H27ZM95 255H97L96 257H95ZM107 255H110V256H107ZM15 256V257H14ZM20 256V257H19ZM26 256L28 257V258H26ZM30 256V257H29ZM69 256V257H68ZM74 256V257H73ZM100 256V257H99ZM111 256V257H112ZM9 257V258H8ZM66 257H68V259L66 258ZM106 257V258H105ZM107 257H108V259H107ZM10 259V261L8 260V259ZM26 258V259H25ZM36 258V259H35ZM65 258V259H64ZM70 258V259H69ZM71 258L73 259V260H71ZM85 258V259H84ZM102 258H105L104 260L102 259ZM4 259H7V262H6V260H4ZM12 259V260H11ZM19 259H20V262H19ZM23 259V260H22ZM29 259V260H28ZM32 259H33V261L35 262H31L32 261ZM38 259V260H37ZM62 259H63V261L64 260H66V261H64V263L62 262ZM112 259V260H111ZM78 262H76V261ZM25 261V262H24ZM29 261V262H28ZM67 262L68 264H70V262ZM105 261V262H104ZM101 262V263H100ZM114 262V263H113ZM38 264H40V263H38Z\"/></svg>",
	"mask_w": 264,
	"mask_h": 264
}]
</instances>
